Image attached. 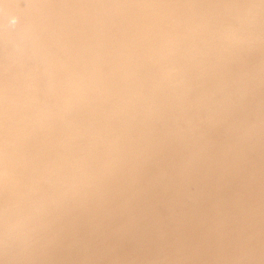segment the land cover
<instances>
[{
  "label": "rangeland",
  "instance_id": "rangeland-1",
  "mask_svg": "<svg viewBox=\"0 0 264 264\" xmlns=\"http://www.w3.org/2000/svg\"><path fill=\"white\" fill-rule=\"evenodd\" d=\"M11 1H13V0H10V2ZM20 1L21 0H19V2ZM28 1L30 2V0H27V1L22 0V2L19 3L17 0H14V2L16 3V5H14V6H15V8L17 6V8H18V4L24 5L25 3L26 4L29 3ZM40 1L43 4H41L38 0V2L40 3L39 6L40 5L44 6L45 3L43 2V0H40ZM49 1H51V0H49ZM55 1H57V0H55ZM55 1L53 0L52 3H54ZM59 1L60 0L55 2L54 6H56L59 3ZM61 1L65 2V0H61ZM66 1L68 2V0H66ZM71 1H73V0H71ZM101 1L102 0H84V1L80 0V2H79V0H75V3H78V2L81 3V7L79 10L75 9L74 14H69L67 12V10H69V9H67L68 7H66V6L70 5L71 2L69 1L68 4H67V2L66 3L63 2L62 6L64 7V9H63V11H61V13L63 14V19L55 27V29L60 30L61 27H65L67 24H69L68 26H66L67 28H65V30L67 31L66 33H68L70 35V37L68 38L69 39L68 40L66 37V33H65V35H64L65 37L63 36V39L66 38L65 40H67L65 42H63V39L61 38L62 36L60 34H58L57 32L56 33L50 32V31L45 32L44 30H42L43 27L48 25L47 23L50 22V21L47 22L44 19L45 14L43 17H42V15L40 16L42 20L40 19V17H38L39 18L38 19L37 16L30 18L34 9L31 12V14L28 15V12H30V10H32V9L31 8L29 9V7H31V6H27L28 4L27 5L25 4L23 6V13H24V11H26V9L24 7L27 6L29 9V11L27 9V13L26 12L24 13V14H27V15H25L26 16L25 17V16H23V13H21L22 11H20V8L22 10V7H19L18 8L19 14L12 13L11 16H9L11 19L14 18L15 16L18 17V15H20V13L23 16V17L20 16L18 21L16 20L17 18L15 17L16 19L14 21L9 22V23H12L13 25H15L14 22L16 21L15 27L12 26V24L9 25V26H12V29L14 28L15 31L12 30L13 31L12 32L10 30L11 27L8 26L9 23L7 22L8 23L6 26L7 28H5V29H8V27H9V30H8L9 32L7 30L6 31L3 30V31L8 32L9 34L8 33L4 34L3 31H2L3 32L2 34L0 33L1 34L0 35V64H1L0 67L4 64V60L7 58V60H9V61L10 60L13 61V65L17 66L18 71L21 70V71L30 72L32 70L35 73V70L37 71V69L40 68L39 66H43L45 64L43 61V59H44L47 62L49 61L48 63H51V65L54 64V65H52V67L50 64H48V66L50 65V67L53 68L54 70L56 69L57 66H58L57 69L59 68V70L62 66H64L62 68H64L65 71L66 70H69V71L65 72L63 70L62 72H60L61 74L63 73L62 76L65 75V77H67V75H68V77L71 80L70 83L73 80L76 84H80L83 80H84L83 83L88 81V80H85L86 77L83 74V73H86L85 70L89 71V69H90V72H88V74L91 75V72L93 74V72L95 71L94 68L96 67V72H94L96 75V73H98V70L101 69V67L99 65L97 67L96 66L97 64L95 63V61L98 60L97 59L98 57H96L95 55H97V56L102 55L101 53L97 54L95 52L96 48L98 49L97 52L101 51L103 48H106V51H108L110 49L108 51L109 53H110V51L113 50V56L111 54L112 52L110 54L108 53L111 57H114L116 52H118V53H116V55L120 54L119 53L120 51L122 54V52L124 53V51H122V50H125L127 52V54H125L126 53L125 52L124 54H122L120 56H123V55L129 56V54H130V56H132L134 58V60L135 59L137 60L136 63H138V66H139L138 68L135 67L137 64L135 62H133L134 61L133 59H131V58L129 59L127 56L126 57L123 56L124 57V61H123V59H121L123 57H120L117 55L118 56V58H116L117 61L115 58H109V61L111 63H112V61H111L112 59L115 60V61L113 60L115 70L112 69L113 65H111V63H110V65H108L109 64L107 62L108 61V58H107L108 54H105L107 52L104 49L102 50V52L103 53L105 52L104 54L106 56H104V57H106V58L100 57V58H102V60H100V61L98 60V64H100L101 61H103V59H105L104 61H106L107 65L109 66V69L114 70L115 74L116 73H118V74L122 73L121 74L122 76L127 77V79L129 78V80H131V81L138 79L137 81H135L137 83H142L140 81H143V79L146 77V75H147V77H146L145 81L147 80L148 82L151 80V78L149 77L150 75H152L155 78L158 77L156 79L157 81L152 77V80L154 79L153 81L156 82V83L153 82L155 84L154 87L155 86L157 88L159 87V89L162 88V91L164 89L165 93H163L164 91L159 92V90L157 88H154L152 86H150V88L152 87L153 89L158 90L157 92H159V93L162 92L161 94H165V96L163 95L164 96L163 97L161 94L158 93L160 95V97L158 99L161 100L162 102L165 101V103H162L161 101L156 99L165 108L161 109L160 111H158V109H155L153 112L158 111V113H160L159 116H161L163 114L164 116H166V119H169V121L172 123V125L174 124V128H175L174 133L176 135H178V137H176V139H175L177 147H175V150H168L170 148V146L168 147L165 144L160 145L158 143V142H160L157 140L158 136H160L159 138H161L162 136L165 137V133L167 132V131H165V130H167L166 126H164V128H165L164 129L163 126L159 125L160 128L158 130L150 131L149 133L145 132L144 136L148 140L145 139L144 136H142L144 138V141H143V143H142V141H140L141 148L131 149L130 147H127L125 149H122V152H124V154L127 155V162L121 166H118V165L112 166L111 168H109L108 170H106L103 173V175H102L103 177L105 175H107V176H105L106 178L104 179V181H101V183L105 182L106 183V184L104 183L105 185L102 186L101 183H100L101 184L100 185L99 184L100 181H97L98 184H91L89 182L84 181L85 179H83V178H82L83 180H81L82 176H79V175H78L79 179L75 178V177H70V180H73V184L71 186L77 185L79 187V188H77V189H79L78 192H80V194L84 197L83 199L87 202H90V203H88L87 205L81 206V208H78L77 213H76V211L70 212L69 216H68V213L65 212V208H64L63 211L66 213L67 217H66V215H64L60 219L58 226L57 225H55L53 227L50 226L49 228H44V227L42 228L41 225L43 222H38L39 223L38 226L35 225V222L40 220V219L36 220V218H39L41 215H45L46 213L44 214L43 212H46V209L48 206L44 207V210H43V208L41 209L39 207L42 210V212H40V214L41 213L42 214L36 215L34 223L30 221L31 223H29V224H31V225H28V227L25 226L26 227L25 230H24V227H23V229L21 228L22 231L18 228V229H15V232H11V234H12V236L15 237L20 232L22 237L30 238L33 235H35L36 231H38L39 233L36 232L38 236L36 235L35 239L36 238H38V239L42 238V240L38 241V239H36L37 244L35 243L33 250L29 246L21 247L19 245L17 247L15 245H13V249L9 250L8 252L7 251L4 252V255L7 259L4 257V255L2 256V258L1 257L0 258L1 259L5 258L4 260H6V262H9V263H12L14 261L13 264L16 263V261H18L19 264H30L29 262L32 260V258H33V260L37 259L35 262H38L39 264H43L44 261L47 262L48 264H66V263L70 264L67 259H65L62 255H60V253L62 254V251L63 252L65 251V246H67L69 253H71L74 257H76V259L79 260L78 264L79 263L80 264H109L110 262H111V264H113V263L114 264H117V263L120 264V262H117V261H115L116 262L115 263L112 259H114V257H115V251L117 249H119V248L121 249V247H123L120 250L121 251L120 252L121 260H120V257L118 256L119 250L117 251L118 253L116 252V256L119 257L118 259L121 262L125 261L126 264H175L174 263L175 261L172 259V257H174L173 256V254L175 253L174 247L176 248V246H173L174 244L171 243V240H173V239L169 240L170 242L168 241V239L171 236H173L174 238H176V242L178 245L182 244L183 246L184 245L188 246V248L186 247L187 249H189V247L191 249H192V247L195 248L194 246H197L200 243H202V240H203L202 236H204L203 234H204L205 230L208 228H212L216 224V219H217L218 215L220 214L218 209H216L217 201L218 200H224L227 196H229V198L230 197L235 198V196H236V198H237L236 200H238V202L236 203L235 206L229 207L228 213H225V215H224L228 219V221L226 222V226L224 227L225 230L227 229L226 230L227 232L224 233L222 236H218L219 238L217 237L216 239H208L206 244L202 245V249L205 250L204 253H206L207 256L214 257L212 259V261H209V263L211 262L212 264H215L214 260H215V262H216V260L218 261L217 264H219V263L220 264L221 263H223V264H264V178H263L264 177V158H263L264 157V150H263L264 149V143H263L264 142V131H262L264 128V102H263L264 101V88H262L264 86V72L259 74L260 76L262 75L263 78H261L262 76L260 77L257 74L254 75L253 79L248 78V76H246V77L242 76V79L240 78L243 82L248 81L249 79L257 80L256 82L254 81L258 85L256 86L257 89H254V92H252L253 95L248 90L244 91V89H241V87L237 84H235L237 86H235V85L232 86V91H234V92L230 93L231 99L235 97V96L233 97V94L235 95L237 90L240 93L238 91H237L238 93H236V94H239V95H237L239 98V101L237 100L238 104L235 106L234 105L235 103L233 101V103H234L233 106H235V108H231V109H234L236 113H240V114L243 111V113H245V114H243V113L241 115L238 114V115H240V117H239L234 111H232L233 112L232 117L233 116L234 117H233V119L231 117V118H229L230 120H228L231 123L228 122L229 123L228 124L226 122V124L228 126H230V128L227 126V127H224L223 130L219 129V131L221 132V134L218 135L219 138L217 136L216 137L215 136L210 137L209 135H213L211 128H216L217 126L213 127V125H217V123L219 121L215 118L214 114L211 112L213 110L212 107H216L218 110H220V108L217 105H214V104L212 105L210 103V101H212V100L209 101V99H208V95H207L209 92L208 80L211 79V77L209 76V69H202L198 66H192V67L188 66V67H186V69H185V67L183 68V65L186 62H187L186 64L191 63V62H189L190 61V59H189L190 55H188L191 53L186 52V49H187V48H185L186 46H184V48L182 47L184 49V52H183V49L181 48V50L179 51L180 53L179 52L176 53L178 50L176 52H171L168 49V47L166 46V43L164 41L167 40L169 33H167L166 26H164L163 24H161L158 21L157 18H159L160 16H157V15H159L160 12L157 9H155L156 7L152 8L151 6L141 4L142 6L141 5L139 7L136 6V8L132 7L131 9L127 10V12L124 10L122 12L121 11L122 7H119L120 3H117L115 1L110 2L109 0H105L106 2L102 3ZM209 1H210V3H209ZM0 2H1V0H0ZM5 2H7V1H5ZM36 2H37V0H36ZM38 2H37V4H38ZM108 2H110L113 5L112 6L108 5V4H110ZM158 2H160V3H158L157 6H160V4L163 1L158 0ZM218 2H220V0H202L200 5L204 6L205 8H209L210 10H214L215 8H216L215 10H218L221 6L220 5L221 2L220 3H218ZM46 3H47V0H46ZM105 3L106 4L108 3L107 5L110 6L111 8L109 7V9H108V7ZM30 5H31V3H30ZM35 5L32 8H35V10H36V7H38V6L37 5L35 6ZM105 5H106V8L103 7ZM217 5L218 6L220 5V6L218 7ZM232 5H234V4H232ZM19 6H21V5H19ZM214 6H215V8H214ZM255 6L256 5H254V4L252 6L255 9H252V7L250 8L248 6L247 7L249 8V10L252 9L251 14H252V11H255V12H253V14L259 13L257 15H262V17L260 16L261 17L260 18L259 16L256 15L254 17L255 23L253 22L255 28H252L253 25L250 26L251 30H250V27H248V29L246 28L248 31L244 28L243 31L240 33V35L244 36V33L246 34V32L244 30H246L247 31L246 35H248V38L250 36H252V38H255L253 36H256L255 39H257V41L255 39L251 40L252 38H249L252 42L249 43L250 40H247L249 42L244 43L245 44V46H244L241 43H243L242 41L245 40L246 35L244 36V39H243V36H238L239 35L238 34L237 38L238 37L239 38L236 40H240V42L237 41V44H239L237 46L236 41H235L236 36H232V38H230L231 41H229V45L225 48V50H227L228 53H226V55L223 56L222 59H221V57H222L221 55L220 56H219V54L216 55V57L218 59H220V61H218L217 58L215 59V56L213 58L211 57V59L208 58L210 64L213 63V59H214L215 64H212V65L218 64V65L222 66V64H223V65H225V69H226V66H230L228 64L230 63V61L232 60V58L234 57V55L238 51V48H237V50L234 48L240 46V49H244L242 47H246L248 44H250L249 47L247 46V48L248 49L251 48V50H248V49H246L245 51L241 50V52H242V54H241L240 49H239L238 54H236L237 57H234L233 61H231V64L236 66V69L241 70V67L245 68L244 66H241V65H243V64L247 65V62L251 61L252 58H255V56H258L264 52V39H263V37H264V32H263L264 26L259 24L260 19H261V24H262V21H264V17H263L264 5H258V7H255ZM242 8H244V7H242ZM138 9H140V10H138ZM104 10H106V11L104 12ZM142 10L146 13L142 12ZM14 12H16V11H14ZM157 12H159V13H157ZM143 13L145 15H143ZM181 13L178 14L179 18L177 17V21H179L178 22L179 24H182L185 21V19L183 17H181V16H183ZM34 14H35V11H34L33 15ZM108 14H111V16H108ZM243 14L248 16L247 15L248 13L247 14L243 13ZM12 15H14V17H12ZM147 15H148V17H147ZM1 16L2 15H0V17ZM27 16L30 18V22H29V20H27L28 19ZM107 16L111 19L107 18ZM168 16L170 17V14H168ZM168 16H167V18H169ZM70 17H73V19L69 22ZM143 17H145V19H140ZM154 17H157V18H154ZM98 18H100L99 22H98V20H99ZM112 18L114 20H112ZM116 18H118V19H116ZM152 18L155 19L153 21H155V22L158 21V22H156V23L154 22L155 24L152 23L153 22V21L151 22ZM181 18H183V19L180 21ZM256 18H259V20ZM11 19H8V20H11ZM36 19H38V20H36ZM25 20L28 21L29 24H27V22ZM256 20L259 21L258 24L260 26H258V28L261 26L263 27V29L261 27V29H262L261 33L263 32L262 33L263 36H261V33H259L260 35L258 34L260 28L258 29L256 27V24H257ZM96 21L98 24L99 23H101V24L98 26ZM112 21H114V22H112ZM115 23L118 24V26H116ZM158 23L160 26L158 25ZM72 24L74 25V27H71V26H73ZM152 24L156 25V27H154V25H152ZM263 24H264V22H263ZM123 25H124V27H123ZM183 25H185L184 23L181 26L185 28L186 26H183ZM120 26H122L121 27L122 29L119 28ZM163 26L166 29L163 28ZM99 27H100V30H99ZM125 27L127 30L125 29ZM157 27L160 29L162 27L163 28V29H161L162 32L160 29L158 30ZM182 27H180V28H182ZM78 28H85V29H87L86 30L87 32L89 30L90 31L96 30L93 32H95L97 35H99V36H96V38H98L99 42L107 40L109 44L107 43V41H104V43L106 42V44H100L98 42V40L96 39L98 44L95 47V44L97 42L92 40V39L95 40V38H94L96 35L95 34L92 37V39H91L92 35L89 36L90 38L86 37V40L90 39V41L92 40V42L93 43L95 42V44L90 45L93 43L92 42L88 43L89 40H87V42H86L87 45L83 46V45H85L86 40L84 41L82 37H77L76 35L71 36V34H73V33L70 34V32L76 31V30H78ZM255 29L256 30L258 29L257 32L255 33L258 35L252 34V33H254ZM65 30L61 29V32L65 31ZM123 30L125 33L123 32ZM249 30H250V32H252L251 35H249V33H250ZM154 31H156L155 32L156 34H158L157 32H159V35H157L159 37L158 40L160 41L161 44H163V43L165 44V45L163 44L164 49H163L162 45H159L160 43H158V41H155V43L157 42L159 45L157 47H156L157 43L155 45V43L153 42L155 39H157L156 34H154V36H153ZM87 32H85V33H87ZM165 32H166V34H165ZM126 33L131 35L130 36L131 38L127 37L129 35H127ZM160 33H161V35H160ZM42 34H45V36ZM145 34L147 36L148 35L149 36L147 37ZM133 35L136 36V39L133 37ZM1 36L3 38H1ZM137 36L139 37V39H137ZM142 36L145 38L147 37V39L142 38ZM164 36L166 37L165 39H164ZM260 36H261V38H260ZM149 37L151 38V40H153L152 42L154 44L152 42H150L151 40ZM257 37H259L260 39H258ZM248 38H246V39H248ZM46 39H48V40L44 42L43 40H46ZM80 39H82L81 41H84V42H81ZM142 39H143V41H142ZM77 40H78V44H77V42H75ZM133 40H135L134 43H133ZM41 41L44 43L42 44ZM138 41H139V43H138ZM253 41H255L256 43H258V42L259 43L253 44ZM114 42L117 44V46L114 44ZM230 42H234V43L232 44ZM245 42H246V40H245ZM72 44H73V46L75 45V47H78L82 52L85 51V50L83 51V49H85V48L87 49V46L88 47L91 46L92 49H93V47H95V50L93 51V52H95V54L92 53V54L88 55L86 53V57H85V55H83L85 53H82V52L79 53V49L74 48L72 46ZM76 44L77 45L83 44L82 45L83 48H81V46H77ZM231 44L236 45V46L234 47ZM48 45L52 48H50ZM100 45H102V47ZM107 45H108L109 49L107 48ZM141 45H144V46H141ZM152 45H154L153 47H155V50L157 53L153 52L155 50L152 47ZM254 45H256V46L254 47ZM64 46H66V47H64ZM67 46L69 47V49L70 48L72 49V47L74 48L73 50L77 49L78 54H77V51H72L70 49L71 54L73 53V55H75V56L70 55V53H69L70 50L68 49ZM119 46H120V48H119ZM160 46H161V48H160ZM114 47L116 49H113ZM142 47L144 48V50ZM146 47L149 48L148 51L145 50ZM165 47H167V48H165ZM187 47L189 49H191V46H187ZM228 47H229V49H228ZM230 47H231V50H230ZM60 48H62V49H60ZM64 48H66V50L68 49L67 52L69 54L67 52L65 53V50H63ZM99 48H102V49H99ZM152 48H153V50H152ZM119 49H120V51H117ZM149 50H150V52H149ZM157 50H159V51H157ZM229 50L231 51V54H230ZM235 50H236V53H235ZM61 51H63L64 53ZM145 51H147L148 53ZM168 51H170V52H168ZM187 51H189V50L187 49ZM191 51H193L192 53L194 54L195 50L193 48L191 49ZM252 51H253V53L251 54ZM140 52H142V53H140ZM160 52L162 53V55H160L161 54ZM232 52H233V55H232ZM247 52H249V53L246 54ZM11 53H13V54H11ZM16 53H17V56H16ZM21 53L26 54V55H32V56L37 57V58L40 57L41 60H40V62H36V63L31 62L30 59L29 60H27V59L23 60V58L21 57L22 56ZM153 53H155V56H153L154 55ZM167 53H168V55H167ZM170 53H172L173 56L169 55ZM182 53H183V55H182ZM243 53H245V54H243ZM177 54H179V56ZM180 54H181V56H180ZM116 55H115V57H117ZM83 56L86 59H88V58L91 59L90 56L96 57V59H93L94 57L92 58L95 61L86 60V62L89 61V64L92 67H90V65H88V63L87 64H81V65H86V66L88 65L87 67L88 68L90 67L89 69L84 68L85 66H78V64L80 65L81 62L83 63V61H82L83 59H81V58H83ZM87 56H89V57L87 58ZM166 56L167 57L169 56V58L170 57L172 58V59L170 58L171 63L168 62V61H170V59L167 58ZM226 56H227L228 60L225 58ZM243 56L245 58H243ZM44 57L47 59H45ZM164 57L167 58V60L164 59L165 63L168 62L167 63L168 66L165 65L167 68L163 65L164 62L162 63ZM228 57H230V58L232 57L230 61H229ZM119 58L121 59V61H123L122 64L120 63L121 64L120 67H118V65H120L119 63H118V65H116L117 64L116 62H118ZM126 58L129 59L128 64L130 63V65H131V63H134L135 66L131 65L133 68L127 64ZM159 58L162 60H158ZM247 58H248V60H247ZM49 59H51V60H49ZM224 59H226L225 61H227L228 63L225 62ZM175 60H176V62H177V60L180 61L179 62L180 64L177 62L180 66L177 63H176L177 65H175ZM185 60H187V61H185ZM235 60H236V62H234ZM63 61H66V62L64 63ZM125 61H126V63H125ZM237 61H239V62H237ZM261 61H262V63H264V57H263V59L259 60L258 63H261ZM86 62H84V63H86ZM92 62H94L95 65H93ZM218 62H220L221 64H219ZM232 62H234L236 65ZM63 63L65 65H63ZM102 63L104 64L105 62H102ZM123 63H125L126 65ZM262 63H261V66H264ZM140 64L143 65L145 69L144 68L142 69L143 66H140ZM157 64H158V67H157ZM238 64H239V66H238ZM123 65L124 66L128 65L131 67L132 77L130 75V70L128 69L130 67L127 68V67H124ZM93 66H94V68H93ZM108 66H106V64H105V67L107 70H109ZM122 66L125 68L124 70H126V71L129 70V71H127V72L124 71V74H123V71H122L123 67ZM80 67L81 68L83 67L85 69V70H82V73L79 70V69H81ZM103 67H102V69H103ZM110 67H112V68H110ZM115 67H117L118 69H116ZM162 67H164L163 68L164 70L162 69ZM173 67L174 68L177 67V68L174 69ZM33 68L34 69L37 68V69L33 70ZM139 68H141V69L139 70ZM53 69H52V71H53L52 73H50L48 75L42 74L41 77L38 76L39 73L38 74L35 73V80L34 81L36 82V80H37V82H38V83L37 82L35 83L36 84L35 86L36 87H37V85L40 86L41 83H43V81L46 80L44 83H46L47 85L44 83H43V85H45L47 87L57 83L55 86L54 85L52 86L53 88L51 87L54 90L55 89L57 90V88H58L57 85H59L60 83L64 84V87H68L66 85L67 83H65L68 78L62 77L61 74H58ZM106 69H104V71L101 70L100 74H103L104 72L113 73L111 70L106 71ZM119 69H121V70L115 72L116 70H119ZM142 70L143 71L146 70L145 73H143ZM18 71L17 72L9 71V72H6L7 74H5V72H3L2 77L0 74V83L3 86V87L0 86V90L2 91V92L0 91V93H1L0 96L2 97V98L0 97V100L3 99L2 101H0L1 102L0 103V105H1L0 106L1 107V109H0V129L6 128V127H8V125L14 128V131L12 133L9 132L8 134L5 135L6 141H9V142L13 141L18 136L23 137L27 141H29L30 146L34 150H38V148H39V149L45 150L46 153H48L50 155L62 154L61 152L67 151V149L65 150V148L73 146L74 144L75 145L77 144L76 145L77 149H81L85 145L87 146V144H89L90 142L92 143V140H90L91 139L90 137H83V138L79 137L76 139L75 142H72L73 139H67V140L62 139L61 140V139H56L53 136L44 140L42 125L48 120L46 118L47 115H48V118H50L52 116L51 112L46 111L47 109L45 110V113L47 115L45 114L44 121L41 120L43 118H41V117L35 118V117H32V115H30V114L33 113L34 108H38V106H36V103H38V101L40 99H42V100H40L39 102L42 103L43 101H45L46 98L49 97L48 95H50V93H52V92L54 93L56 91V90L55 91L53 90L52 92H50L52 90L50 87H49L50 90L48 88L46 89V87L43 85H41L39 87L41 90L38 89V87L37 88L35 87V90L38 89V91L36 90V92H34L33 96H34V99L36 98V100H38V101L34 100L33 101L34 103H31V104H29V106H26L25 113L29 114L28 117H24L23 119L18 120V118L11 119L9 115L5 114V112L8 111L7 108L9 106L11 107L13 105L15 107H18L19 110H22L23 107H25L24 101L21 102V100H19V99L15 98L17 100L16 103L12 102L13 101L12 98L18 96V94H20V92H22L21 89L25 88V87H22L21 83H18V82H24L22 80V78L18 77V75H19ZM83 71H85V72H83ZM140 71L142 72V74ZM162 71L165 72V74L162 73ZM1 72L2 71H0V73ZM138 72H140V73H138ZM148 72H149V74H148ZM150 72H152V73H150ZM8 73H10V74H8ZM16 73H17V75H16ZM56 73L58 74V76H56L57 75ZM65 73H67V75ZM156 73H159V74L156 75ZM12 74H13V76H11ZM88 74H86V75H88ZM144 74H146L145 77H144ZM242 74L243 73H241V75ZM59 75L61 78H64V80H63V81H65L64 83L62 82V79H61V81H59V79H60ZM134 75H135V77L137 76V78H134ZM139 75H141V76L143 75L142 77H144V78L140 77ZM158 75H160V77ZM245 75H247V74H245ZM47 76H49L51 78H52V76L59 77V79L57 81L60 83L58 84V82L56 81V79H57L56 77H55L56 79L53 77V79H55V80H53V79L51 80V79H47V78H49ZM83 76L85 77L84 79H83ZM255 76H259V78L258 77L256 78ZM37 77H38V79H37ZM148 77L150 78V80ZM17 78H18V80H17ZM87 78H88V76H87ZM245 78H247V79H245ZM259 79H261V80H259ZM40 80H42V82ZM152 80H151V82H152ZM14 81L16 84L14 83ZM47 81L50 83H51V81H53L52 82L53 84L52 83L49 84V83H47ZM132 82H134V81H132ZM262 83H263V85H262ZM17 84H18V86H16ZM157 84H159L161 86H159V85L157 86ZM68 85H69V82H68ZM23 86H25V85H23ZM56 86H57V88H56ZM42 87L46 90H44ZM61 87H63V86L61 85ZM90 88H92V87H90ZM2 89L3 90L5 89L4 91H6L8 93H6V92L4 93ZM92 89L93 90L91 92L93 94L94 88H92ZM233 89H235V90H233ZM43 90L45 91L44 93L43 92L38 93V92H41ZM47 90L49 92L48 95H47V93H48ZM18 91H20V92H18ZM56 93L54 95H56ZM245 93H246V95H245ZM61 94H63V93L58 92V96H60V97H58V99H57V95H56L55 98L53 97V99L55 101L59 100V98L63 99V97H61ZM86 94H87L86 96H89V97H84V99H86V102H87L88 98H93V100H92L93 102H91L92 106L89 104L88 105L86 104L88 110L90 109V111H91V108L93 107V104L95 102L94 99H96V94H93L92 95L93 97L90 96V94H91L90 91ZM150 94H151V92H150ZM36 95H38L37 97H39V99L36 97ZM45 95L48 97H45ZM51 95L49 97L51 100L48 98V100H50V101H48L46 99L48 103L49 102H51V103L55 102V101H52V96H54V95H52V96ZM64 95L65 94H63L62 96H64ZM94 95H95V98H94ZM149 95H146V96L148 97ZM43 96L45 99L43 98ZM80 96H81V94L79 93L77 95V97H80ZM118 96H117V98H114V99L111 98V99L114 100L113 101L114 103H115L116 99H117L116 103H118V102L124 103V105H125L124 109L126 111H129L131 109V107L134 108L135 112L142 109L141 105L135 106L133 101H127L125 99L120 98L121 96L120 97H118ZM151 96H152V94L150 95V97ZM5 97H8L9 99H7ZM140 97L145 98V99H142V101L140 100V102H141L140 104H142L143 101L145 103L146 102L148 103L150 101V97L149 98L143 97V96H140ZM246 97H249V98H246ZM257 98H258V100H256ZM62 99H60L58 102H60ZM248 99H249V101H248ZM88 100L91 101V99H88ZM136 100H139V97ZM106 101H107L106 103L109 104V102H108L109 100H106ZM240 101H242V102H240ZM82 102H83V100H82ZM89 102H87V103H89ZM51 103H49V104H51ZM33 104H35V105H33ZM83 104H85V102H83ZM154 104H157V103H154ZM86 105H85V107H86ZM33 106H34V108H33ZM88 106L89 107L91 106V107L89 108ZM159 106H160V104H159ZM87 108H85V109L87 110ZM167 109L169 111L171 109V112H169ZM239 109H241V110H239ZM147 110L149 111L150 108H147V107H145V109L143 108L142 113H144V111L146 112ZM162 110H164V111L161 112ZM165 110H167L168 112L166 111L167 112L166 113ZM238 110L240 112H237ZM148 111L146 112L147 114H148ZM47 112H49L50 114ZM153 112H152V116L154 117L155 115L153 114ZM146 113H144V115H146ZM165 113L168 115H166ZM242 115L243 116L245 115V116L242 117ZM211 116H213V117H211ZM236 116H238L237 119L235 118ZM246 116H247V120L245 118ZM242 118L245 119L246 121L243 120ZM154 119H156V117ZM231 119L233 121L234 120L235 121L233 122ZM238 119H240L239 122L237 121ZM142 120H143V123H142ZM142 120L139 117H137V118H133V121H131L133 123V126L134 127L136 126V128H135L136 130L140 126H142L143 124L146 125L150 122V121H146L145 119H142ZM136 122L140 123L141 125L140 124H139L140 126L137 125ZM214 122L216 124H214ZM232 122L233 123L237 122L235 124L238 125V127L237 126L234 127L233 126L234 124ZM242 122H244V123H242ZM252 122H253V124H252ZM167 123H169V122L167 121ZM212 123H213V125H212ZM256 123H259V124L256 125ZM26 124L29 126L27 127ZM134 124H136V125H134ZM231 124H232V126H231ZM261 124H262V126H261ZM57 126H58V124H57ZM57 126L55 124H53V125L50 124V126L48 127V131L51 132V134L52 133L54 134L56 132ZM157 127H158V125H157ZM231 127L232 128L234 127L233 130ZM135 129H134V132H136ZM244 129L247 132H245ZM254 129H256V130H254ZM241 130L243 132H245V134ZM232 131L234 134H236L235 136H233L234 134L232 133ZM254 131H255V133L252 134L251 132H254ZM259 131H260V134H262V132H263V134L260 135ZM151 132H153V133H151ZM150 133L153 136L155 134V136L154 137L150 136ZM224 133L226 136L228 134L231 135V133H232L233 134V135H231L232 138H229L230 137L229 135H228V137H226L224 135ZM147 134H149V135H147ZM242 134H244V135H242ZM241 135H242V137L240 139L239 136H241ZM250 135H251V137H250ZM148 136H149V138H148ZM246 136H247V138H246ZM254 136L257 139H254L255 138ZM142 137L140 139L143 140ZM224 137H226V138H224ZM233 137L235 139L239 138V142L237 140H233L234 139ZM243 137H244V139H243ZM152 138H153V140H152ZM251 138L253 140H251ZM86 139H87V141H84ZM88 139H89V141H88ZM154 139H155V141H154ZM229 139L232 141H228ZM261 139H262V141H260ZM151 140L154 142H152ZM244 140L246 142H249V143H246ZM247 140H249V141H247ZM256 140H257V142H255ZM236 141L238 142V146H236V143H237ZM83 142H84V144H83ZM228 142L230 144H228ZM244 142H245V144H244ZM79 143H81V144H79ZM239 143H240V145H239ZM233 144H235V145H233ZM242 144H243V146H241ZM249 144L252 146H250ZM78 146L80 148H78ZM145 146H147V147H145ZM163 146H165L164 148L166 150L163 148ZM250 147H253L255 150L250 148ZM256 148H258V149H256ZM74 149L70 150V152L66 153V157L68 156L67 158H69L70 156H71V158H74V156H76V154L74 153ZM149 150L151 151L150 154L153 152V155H150L151 157L149 156L150 157L149 159L151 160L152 158L153 159L155 157L157 158V160H156V158H155V160H153L156 163L150 161L154 164V166L152 163H149V159L147 157L149 155ZM160 150L161 151H167L168 150L167 153L165 152L166 155L164 154V152H162L164 154L163 156H165L164 159H166L165 161L163 160L164 162L162 161V158H161L162 153ZM239 150H241V151H239ZM250 150H251V152H250ZM252 150H254V152ZM258 150H260L259 152H260L261 156H260ZM76 151L77 150H75V152ZM139 151H140V153H139ZM159 151H160V153H159ZM234 151H238V152L234 153ZM255 151L258 152V154H256ZM155 152L159 156L160 155L161 156L160 157L158 155L154 156ZM174 152H175V154H174ZM69 153H70V155H69ZM136 153L139 154V156L136 155ZM71 154L72 155L75 154V155L72 156ZM170 154H172V155L170 156ZM229 154L234 155V156L232 155V157L234 158L233 160L231 159V155H229ZM191 155L193 157H196V158H194L195 161H194V165L192 166L194 168H188L186 170V172L185 171L182 172L181 169H180L181 172H179L178 168L175 169L176 167L173 168V166L170 165L173 162V160L175 159V157H184L185 156V158H189V156H190L191 158H193ZM242 155L243 156L245 155L244 156L245 158ZM252 155H254V156H252ZM256 155H259V156H256ZM141 156H144V158ZM238 156L240 158H238ZM257 157H259L258 160H257ZM71 158H69V159H71ZM145 158H146V160H145ZM246 158H248L249 160H246ZM136 159H138V160H136ZM147 159H148V161H147ZM158 159H161L162 162L159 163L160 160H158ZM140 160H142V163ZM187 160L188 159H185V161H187ZM190 160H193V159H190ZM245 160L247 163L245 162ZM255 160L257 162L259 161V163H257ZM146 161L148 162L147 163L148 165L151 164L149 167L146 164ZM170 161H171V163H170ZM232 162H238V164H240L239 167H240L241 171H232L231 167H229L230 165H232ZM165 163L167 166L165 165ZM248 163L252 164V166L251 165L248 166L249 165ZM241 164H243V165H241ZM246 164H247L248 168L246 167ZM57 165H59V164H57ZM221 165H222V168H221ZM151 166L153 169H155L154 171H156L158 169L159 172L158 171H156L158 173L154 172L153 169L151 168ZM223 166H224V168H223ZM49 167L52 169L53 164L50 163ZM59 167H60V165H59ZM154 167H156L157 169ZM242 167L249 169V170L243 169ZM256 167H257V169H256ZM133 168H134V170H133ZM148 168H151V169H148ZM168 168L170 169V171ZM136 169H139V170H136ZM171 169H174V172H173V170L171 171ZM223 169H225V177L226 178L222 182L223 184H220L217 181V178H218L219 174L223 173ZM163 170H164V172H163ZM152 171H153V173H152ZM161 171L163 172V174L161 173ZM168 171H169V175L167 174ZM251 172L252 173L256 172L255 173L256 176H255V174H252ZM150 173H151V176L154 173H156L153 176L154 180L160 179V180H158V185H160L162 188H165V190L167 192L166 195L162 194L163 196H161V194H160V196H159V194H158L157 196L159 198L160 197L163 198L165 196L171 195L173 202L176 201V199L174 198V197H176L177 201H178V205H179V209L177 211H176V209H170L166 214H163V212L160 213L154 208V205H153L154 203L151 201L154 200V202H156V201H158L159 198L158 197L156 198L155 195L148 197L149 194L148 195L146 194L147 188H145L147 186L146 183L149 184L153 180V177L150 178L151 177ZM160 173H161L162 177H161V175L159 176ZM179 173L182 175H180ZM47 174H48L47 176L44 175L45 177L42 176L40 180H42V181L44 180L46 182V180L48 179L47 180V183H48L50 181L49 175L52 176V173H47ZM170 175H172V176H170ZM259 175H260V177H259ZM147 176H149V178L151 179V180H149V182L146 181V180H148ZM175 176L176 177L178 176L177 177L178 179L174 182L172 179H170V177L176 178ZM36 177L38 178L40 176H36ZM120 177H121V179H120ZM115 178H117V179H115ZM145 181H146V183H145ZM117 182L124 183V184H122L123 192L121 193V190L119 189L118 191H120V192L116 193V196L120 197V198L119 197L117 198L119 201H117L113 204L111 203V207H110L109 206L110 204L108 201L104 203L101 200L96 198L98 196V194L104 195L106 192H110L111 190H113L114 185ZM199 182L204 183V185H207L206 187H204V189L198 190L197 194H195L199 198L195 197L193 199H190L189 195L185 196V194L190 192L191 189L197 188V186L200 185ZM245 182H247V183H245ZM88 184H89V186H88ZM244 184H246V185H244ZM95 185L97 188L95 187ZM99 187H102L103 189H101V190L106 191V192L102 193L101 190H98ZM241 187H243L244 189ZM93 188H95V189H93ZM80 189L83 191H81ZM84 189L86 192H84ZM220 190L224 193H222ZM39 191L40 190H38V192ZM95 191H96V193L97 192L98 193L94 194ZM100 191H101V193H100ZM27 192L29 193V190ZM43 192L44 191H41L40 193L45 194L47 191H45L44 193ZM31 195L34 196L32 193H31ZM147 197H148L149 201L147 200ZM238 197L240 198V200ZM95 198L97 200H95ZM200 198H202V199H200ZM84 200H82V201L85 203ZM53 204H56V203L53 202ZM103 204H105V207H104L105 213H104L103 209L101 210V212L99 210L100 208H103ZM98 205H100L101 207L98 208L99 207ZM51 206H49V207H51ZM106 206H107V208H106ZM49 207H48V210H49ZM201 207H204V208H203V210L200 211L199 208H201ZM122 208H124V209H122ZM62 209H63V207H62ZM84 209H86V210L84 211ZM91 209L93 210V212L91 211ZM106 209H108L109 211ZM83 212H85L86 214ZM90 212L93 213L91 215H93L94 217L96 216V217L94 218L91 215H89L90 217H88V213L90 214ZM35 213H36V211H35ZM131 213H136V216L134 218H130L129 215ZM36 214H39V211ZM200 215L201 216L203 215L206 220L204 221L203 228L198 230L195 224H196L197 219H201V221H202V218H200ZM37 216H39V217H37ZM82 216H83V219L87 218V220L86 221L83 220L81 218ZM69 217L72 219H70L69 222H67ZM73 218H74V220H73ZM80 219L83 220V222H81ZM78 220L80 221V224H79ZM65 221H66V223H65ZM38 223H36V224H38ZM71 223H72V226H71ZM33 224L35 225V227L33 226ZM63 224H65V225H63ZM164 225H166L167 227L162 229V227ZM74 226H76V228L78 227L80 230H78V228L77 229L75 228L76 229L75 230ZM56 227H58V229ZM139 228L143 229L142 231H144V236L147 235L145 238L146 241L144 243L137 242L138 241L137 233H135L134 235L128 234L130 232H136ZM34 229H36L35 232H34ZM72 229L75 230L76 233L79 231L78 233H80L81 236H83L82 233L85 230H88V229H89V231L91 229H93V230H91V233L89 232L90 234H88V231H85L87 234L85 233L84 235H88V237L86 239V242L82 244L81 241H76L81 236L78 233L76 234L75 232L73 233L75 235H72L71 234L73 232ZM18 230H19V232H18ZM49 230H52V232L56 230L55 233L54 232L52 233V235L54 237H52V235H50L51 231H49ZM195 231L198 232L199 236L196 234ZM16 232H18V233H16ZM48 233H50V234L48 235ZM56 233L57 234L60 233V234L57 235ZM69 233H70L71 237H70ZM44 234L48 235L50 237V239L48 236H46ZM66 234L69 237H67ZM21 235L19 234V236H21ZM40 236H42V237L40 238ZM46 238H48L50 240V243H47L49 240L47 239L48 240L47 241ZM191 238H193V240H197V242L192 243ZM43 239L47 242L43 241ZM80 239H82V238H80ZM163 239H164V241H163ZM159 240H161V241H159ZM42 241H43V243H40ZM157 242L158 243L163 242L164 245L167 247H165V246L163 247L162 246L163 243L157 244ZM61 243H63V244L65 243L64 246H63V244L61 245ZM151 243L154 245L157 244V245H159V246L161 245V246L159 247V246L155 245V248L158 247L157 249H155ZM168 243H171L172 244L171 246L173 248L171 246H169L170 244H168ZM218 243H219V245H217ZM150 245H152V246H150ZM56 246H58V248ZM60 246L63 248H61ZM185 246H184V248H185ZM60 250H62V251H60ZM162 251H164V252H162ZM189 251H190V249L186 252H189ZM122 255H123V257L125 256L124 257V259L126 258L125 260L124 259L122 260ZM217 255H220V256H217ZM215 256H216V258L217 257L218 258L215 259ZM8 258L10 260H8ZM181 258L182 257H180V259ZM27 259H28V261H26ZM63 259L67 260V262L63 261ZM76 259H74V260H76ZM85 259H87V263H86V261L83 262V260H85ZM115 259L118 260L116 257H115ZM184 259H189V258L184 257L183 260ZM11 260H13V261L10 262ZM20 260H21V262H20ZM183 260H181L180 263H182ZM81 261H82V263H81ZM179 261L177 260L176 264H178ZM185 261L187 262L188 260H185ZM185 261H183V263ZM70 262H71V260H70ZM72 262H74V261L72 260ZM191 262L192 261H188L187 263L190 264ZM72 264H74V263H72ZM122 264H124V262ZM193 264H196V263L193 261Z\"/></svg>",
  "mask_w": 264,
  "mask_h": 264
},
{
  "label": "bare ground",
  "instance_id": "bare-ground-1",
  "mask_svg": "<svg viewBox=\"0 0 264 264\" xmlns=\"http://www.w3.org/2000/svg\"><path fill=\"white\" fill-rule=\"evenodd\" d=\"M5 1H7V2H5ZM9 1V2H8ZM18 2H19V0H17ZM25 1V0H24ZM27 1V0H26ZM52 1L53 0H51V1H49V0H47V3H46V0L44 1L43 0V2L45 3L44 4V6L43 5H40L39 6V4L41 3V1L39 0V2H38V0H37V2H38V4H37V2H36V0H30V2L29 3H25L27 6H31V7H29V9L31 8L32 10H30V12H28V15H30L31 14V12L33 11V9H34V11H35V14L33 15V13H34V11L32 12V15L30 16V18H33L34 16H37V18L38 17H40L41 15H42V17L44 16V14H45V17H44V19L47 21V22H49V23H47L48 25H46V26H44L43 27V29L42 30H44L45 32H57L58 34H60L62 37V39H63V36L65 35V33L67 32L66 30H65V28H67L66 26H68L69 24H67L65 27H61L60 28V30H57V29H55V27L61 22V20L63 19V14L61 13V11H63V9H64V7L62 6L63 5V2L64 1H59V3L56 5V6H54V3L55 2H57V1H55L54 3H52ZM71 2V4L70 5H67L66 7H68L67 9H69V10H67V12L69 13V14H74L75 12V9H80V7H81V3H79L80 2V0H79V2L78 3H75V0H73V1H71V0H68V2ZM82 1V0H81ZM84 1V0H83ZM110 2H112V1H115V2H117V3H120V6L119 7H122V12H123V10L124 11H126L127 12V10H129V9H131L132 7L133 8H136V6H140L141 4H143V5H148V6H151L152 8L154 7H156L155 9H157L159 12H157V13H159V15H157V16H160L159 18H157V17H154V18H157L158 19V21L161 23V24H163L164 26H166V28L163 26V28H165L166 30H167V33H169V36H168V38H167V40L166 41H164L165 43H166V46L168 47V49L171 51V52H176L177 50V52L176 53H178L180 50H181V48L183 47L184 48V46H186L185 48H187L189 51H187V49H186V52L188 53H191V54H188V55H190L189 56V59H190V61L189 62H191L190 64H184L183 65V68L185 67V69H186V67H192V66H198V67H200V68H202V69H209V76L211 77V79H209L208 80V85H209V92H208V99H209V101L210 100H212V101H210V103L213 105H217V106H219V108H220V110H218L216 107H212V113L214 114V116H215V118L217 119V120H219L218 121V123H217V125H213V123H212V125H213V127L215 126H217L216 128H211V130H212V133H213V135H209L210 137L211 136H217L218 137V135L219 134H221V132L219 131V129H221V130H223V128L224 127H227L228 125L226 124V122L228 123V122H230V121H228V120H230L229 118H231L232 117V111H234L235 112V110L234 109H231V108H235V106L238 104V102H237V100L239 101V98H238V96L237 95H239V94H236V93H238L237 91H236V93H235V95L233 94V97L234 98H232L231 99V92H234V91H232V86L233 85H235V84H237V85H239L240 87H241V89H244V91L245 90H248L250 93H252V92H254V89H257L256 88V86L258 85V84H256L255 82L257 81V80H251V79H249L248 81H245V82H243L241 79H242V76L243 77H246V76H248V78H252L253 79V77H254V75H259L260 73H263L264 72V66H261V63H262V61H261V63H258V61L259 60H261V59H263V57H264V52L262 53V54H260V55H258V56H255V58H252V60L251 61H249V62H247V65H245V64H243V65H241V66H244L245 68H243V67H241V70H239V69H236V66H234V65H232L231 64V61H233V58L234 57H237V55L236 54H238V51H239V49H240V46L239 47H235L236 45H232L234 42H230V43H232L231 45L232 46H234L235 48L234 49H236L237 50V48H238V51H237V53H236V50H235V55H234V57L232 58V60H231V58L230 57H228L229 58V61H230V63L228 64V65H230V66H226V69H225V65H223L222 64V66L221 65H212V64H215L214 63V59H213V63L212 64H210L209 63V59L208 58H210L211 59V57L213 58L214 56H215V59L217 58L216 57V55H218L219 54V56L221 55L222 57H221V59L223 58V56H225L226 55V53H228V51L227 50H225V48L229 45V41H231V39L230 38H232V36H236V38H235V41H236V44H237V41H239L240 42V40H236V39H238L237 38V35L238 36H243V35H240V33L243 31V29L245 28H247L248 29V27H250L251 25H253V27L252 28H255L254 27V23H255V16L257 15V14H259V13H254L253 14V12H255V11H252V14H251V10L252 9H255V8H253L252 6H253V4L254 5H256L255 7H258V5H264V0H220V2H218V3H220V8L218 9V10H215L216 8H215V6H214V10H210L209 8H205L204 6H202V5H200L201 4V1L202 0H162L163 2L160 4V6H157L158 5V3H160V2H158V0H109ZM22 2V0L19 2V3H21ZM36 2V3H35ZM67 1L65 0V2L64 3H66ZM68 2H67V4H68ZM102 3L103 2H106L105 0H102L101 1ZM110 2H108V3H110ZM15 2H14V0L13 1H11L10 2V0H1V2H0V15H2L1 17H0V33L2 34L4 31L3 30H9V27H11V31L12 30H14V28L12 29V26H16V21L14 22V24L15 25H13L12 23H9L10 21H14L16 18V20L18 21V19L20 18V16L21 17H23V16H25V15H27V14H24L25 12L27 13V9H28V7L26 6V7H24L25 9H26V11H24V13H23V6L25 5H23V4H18V8L19 7H22V10H21V8H20V11H22L21 13H23V16L21 15V13H20V15H18V17L17 16H15L14 17V15H12V17H14V18H10L9 16H11V14L12 13H17V14H19L18 13V8H17V6H16V8H15V6L14 5H16V3L14 4ZM30 3H31V5H30ZM107 3V4H108ZM209 3H210V1H209ZM37 5L38 7H36V10H35V8H32V7H34V5ZM41 4H43V3H41ZM106 4V3H105ZM106 4V5H107ZM212 4V3H211ZM232 4H234V5H232ZM19 5H21V6H19ZM35 5V6H36ZM65 5V4H64ZM106 5L105 6H103V7H105L106 8ZM108 5H110V6H112L113 4H108ZM107 5V7H108V9H109V7L110 6H108ZM115 5V4H114ZM142 6V5H141ZM210 6V5H209ZM218 6V5H217ZM218 6V7H219ZM252 7V9H250L249 10V8L248 7ZM145 7V6H144ZM213 7V6H212ZM217 7V8H218ZM242 7H244V8H242ZM246 7V8H245ZM104 8V9H105ZM111 8V7H110ZM124 8V9H123ZM211 8V7H210ZM24 9V10H25ZM29 9H28V11H29ZM111 10V9H110ZM138 10H140V9H138ZM14 11H16V12H14ZM106 10H104V12H105ZM108 11V10H107ZM150 11V10H149ZM148 11V12H149ZM142 12H144L143 10H142ZM182 12V13H181ZM248 13L247 15L248 16H246L245 14H243V13ZM144 13H146V12H144ZM143 13V15H145ZM182 14L183 16H181V17H183L184 19H185V21L183 22L185 25H183V26H186L185 28L184 27H182L181 25L183 24L182 22V24H179L178 22L179 21H177V17L179 18V16H178V14ZM6 14V15H5ZM16 14V15H17ZM156 14V13H155ZM168 14H170V17L168 16ZM108 16H111V14H108ZM107 16V18H109ZM167 16L169 17V18H167ZM257 16H261L262 17V15H257ZM26 17V16H25ZM24 17V18H25ZM28 17V16H27ZM147 17H148V15H147ZM260 17V18H261ZM263 17H264V15H263ZM30 18L28 17V19L27 20H29V22H30ZM47 18V19H46ZM183 18H181L180 19V21L183 19ZM8 19H11V20H8ZM39 19V18H38ZM38 19H36V20H38ZM40 19H41V17H40ZM43 19V20H44ZM73 19V17H70L69 18V22L71 21ZM99 19V20H98ZM97 20H98V22L100 21V18H98ZM109 19H111V18H109ZM116 19H118V18H116ZM115 19V20H116ZM140 19H145V17H143V18H140ZM256 19H258L259 20V18H256ZM23 20V19H22ZM42 20V19H41ZM112 20H114L113 18H112ZM153 20H155V19H151V22L153 21ZM26 21V20H25ZM40 21V20H39ZM158 21H156V22H158ZM9 24H8V23ZM27 22V24H29L28 23V21H26ZM76 22V21H75ZM74 22V23H75ZM112 22H114V21H112ZM126 22V21H125ZM124 22V23H125ZM155 21H153L152 23H154ZM155 22V23H156ZM254 22V23H253ZM256 22H257V24H256V27L258 28V26H260V25H263L264 26V24H263V22L264 21H262V24H261V19H260V22L259 21H257L256 20ZM258 22H259V24H258ZM39 23V22H38ZM73 23V24H74ZM77 23V22H76ZM75 23V24H76ZM96 23H97V21H96ZM117 23V22H116ZM115 23V24H116ZM120 23V22H119ZM149 23V22H148ZM154 23V24H155ZM7 24H8V26L9 25H11L12 24V26H9L8 27V29H5V28H7L6 26H7ZM31 24V23H30ZM72 24V25H73ZM74 24V25H75ZM82 24V23H81ZM98 24V23H97ZM96 24V25H97ZM101 23H99L98 24V26L100 25ZM154 24H152V25H154ZM32 25V24H31ZM74 25L73 26H71V27H74ZM84 25V24H83ZM158 25H159V23H158ZM157 25V26H158ZM116 26H118V24H116ZM160 26V25H159ZM122 26H120L119 28H121ZM123 27H124V25H123ZM153 27V26H152ZM154 27H156V25H154ZM180 27H182V28H180ZM262 27V26H261ZM261 27H259L258 29H259V32H258V34L259 33H261V31H262V29H263V27H262V29H261ZM162 27H161V29H163ZM61 29L62 30H65V31H62L61 32ZM69 29V28H68ZM76 29V28H75ZM74 29V30H75ZM122 29V28H121ZM125 29H126V27H125ZM124 29V30H125ZM155 29V28H154ZM157 29L159 30L160 28H158L157 27ZM160 29V30H161ZM164 29V30H165ZM246 29V30H247ZM257 29V30H258ZM87 29H85V28H78V30H76V31H72V32H70V34L71 33H73V34H71V36H74V35H76L77 37H82L83 38V40L85 41L86 40V37L87 38H90L89 36H91V39H92V37L96 34L95 32H93V31H96V30H89L88 32L86 31ZM99 30H100V27H99ZM119 30V29H118ZM124 30H123V32H124ZM127 30V29H126ZM145 30V29H144ZM149 30V29H148ZM169 30V31H168ZM246 30H244L245 32H246V34H247V31ZM250 30H251V27H250ZM250 30H249V32H250ZM254 30V29H253ZM257 30L255 29V31H254V33H252V32H248L249 33V35H251V33L252 34H254V35H258V34H255L256 32H257ZM264 30V29H263ZM3 31V32H2ZM15 31V30H14ZM43 31V32H44ZM60 31V32H59ZM152 31V30H151ZM9 32V31H8ZM8 32H4V34H6V33H8ZM13 32V31H12ZM85 32H87V33H85ZM156 31H154V33H153V36H154V34H156L155 33ZM161 32H162V30H161ZM264 32V31H263ZM262 32V33H263ZM125 33V32H124ZM123 33V34H124ZM158 34H156V37H157V39H155L154 41L153 40H151V38H150V42H154L155 43V41H158V43H160V41L158 40V36L157 35H159V32H157ZM261 33V36H263V34ZM0 34V35H1ZM9 34V33H8ZM127 34V33H126ZM125 34V35H126ZM151 34V33H150ZM165 34H166V32H165ZM164 34V35H165ZM245 33H244V36L246 35ZM11 35V34H10ZM17 35V34H16ZM42 35H44L45 36V34H42ZM48 35V34H47ZM59 35V36H60ZM127 35H129V34H127ZM146 35V34H145ZM160 35H161V33H160ZM260 35V34H259ZM43 36V37H44ZM55 36V35H54ZM96 36H99V35H95V40L94 39H92L93 41H96V39L98 40V38H96ZM131 35H129V36H127V37H129V38H131L130 37ZM147 36V35H146ZM149 36V35H148ZM147 36V37H148ZM152 36V37H153ZM244 36H243V39H244ZM261 36H260V38H261ZM9 37V36H8ZM7 37V38H8ZM56 37V36H55ZM65 37V36H64ZM66 37H67V39L70 37V35L68 34V33H66ZM85 37V38H84ZM133 37L136 39V36H134L133 35ZM147 37L145 38V37H143L142 36V38H144V39H147ZM161 37V36H160ZM253 37H255L256 38V36H253ZM1 38H3L2 36H1ZM74 38V37H73ZM72 38V39H73ZM100 38V37H99ZM133 38V39H134ZM154 38V37H153ZM152 38V39H153ZM166 37L164 36V39H165ZM246 38H248V35H246L245 36V40H246V42H245V40L244 41H242L243 43H241L242 45H244L245 46V44L244 43H248L249 41H247V40H250L249 38H252V36H250L248 39H246ZM255 38H252L251 40H254ZM258 39H260L259 37H257ZM66 39V38H65ZM65 39H63V42H65V41H67V40H65ZM137 39H139V37L137 36ZM263 39H264V37H263ZM48 39H46V40H43L44 42L45 41H47ZM58 40V39H57ZM60 40V39H59ZM69 40V39H68ZM82 39H80V41H81ZM87 40H89L88 41V43H90V42H92V40L90 41V39H87ZM87 40L85 41V45H83V44H80V45H77L78 44V40L77 41H75V42H77V46H81V48H83V46H86L87 44H86V42H87ZM141 40V39H140ZM250 40V42L249 43H251L252 41ZM256 41H257V39H255ZM61 41V40H60ZM84 41H81V42H84ZM102 41V40H101ZM104 41H107V40H104ZM104 41H102V42H99V40H98V42L100 43V44H106V42L104 43ZM142 41H143V39H142ZM141 41V42H142ZM149 41V40H148ZM233 41V40H232ZM259 41V40H258ZM261 41V40H260ZM42 42V41H41ZM44 42H42V44L44 43ZM97 42V41H96ZM98 42L95 44V42L93 43V44H90V45H94L95 44V47H96V45L98 44ZM135 42V40H133V43ZM152 42V43H153ZM238 42V43H239ZM39 43V42H38ZM107 43H108V41H107ZM111 43V42H110ZM138 43H139V41H138ZM151 43V44H152ZM153 43V44H154ZM157 43V42H156ZM156 43H155V45H156ZM158 43H157V45H156V47L157 46H159V45H162V47H163V49H164V45L163 44H159L158 45ZM254 43H256L255 41H253V44ZM259 43V42H258ZM258 43H256V44H258ZM262 43V42H261ZM67 44V43H66ZM109 44V43H108ZM114 44L117 46V44L114 42ZM252 44V45H253ZM38 45V44H37ZM83 45V46H82ZM111 45V44H110ZM137 45V44H136ZM139 45V44H138ZM239 44H237V46H238ZM249 45L250 44H248L247 46L249 47ZM251 45V46H252ZM261 45V44H260ZM49 46V45H48ZM61 46V45H60ZM72 46H73V44H72ZM99 46V45H98ZM97 46V47H98ZM101 47H102V45H100ZM141 46H144V45H141ZM151 46V45H150ZM154 45H152V47H153ZM187 46H191V49L193 48L195 51H194V54L192 53L193 51H191V49H189ZM247 46L246 47H242V48H244V49H240V52H241V50L243 51H245L246 49H248L247 48ZM256 45H254V47H255ZM50 47V46H49ZM63 47V46H62ZM64 47H66V46H64ZM68 47V46H67ZM74 48H78V47H75V45L73 46ZM72 47V51H77V49H75V50H73L74 48ZM90 47V48H89ZM87 46V49L85 48V49H83V51L84 52H82L79 48V53H85V54H83V55H85V57H86V53L88 54V55H90V54H92V53H94L95 54V52L97 53V54H102L101 56L100 55H95L96 57H98L97 59L100 61V60H102V58H106V57H104V56H106L105 54H108L109 52V48H108V45H107V48L109 49L108 51H106V48H103L107 53H103L102 52V48H99V49H102L101 51H99V52H97L98 51V49L96 48V50H95V47H93V49L91 48V46ZM104 47V46H103ZM138 47V46H137ZM167 47H165V48H167ZM253 47V46H252ZM50 48H52V47H50ZM89 48V49H88ZM112 48V47H111ZM119 48H120V46H119ZM139 48V47H138ZM143 48V47H142ZM154 48V50H155V47H153ZM153 48H152V50H153ZM160 48H161V46H160ZM182 48V49H183ZM55 49V48H54ZM60 49H62V48H60ZM68 49H69V47H68ZM68 49L66 50V48H64L63 50H65V53L68 51ZM69 49V50H70ZM113 49H116L115 47L113 48ZM118 49V48H117ZM122 49V48H121ZM140 49V48H139ZM148 49L149 48H147L146 47V49L145 50H147L148 51ZM162 49V50H163ZM228 49H229V47H228ZM233 49V48H232ZM256 49V48H255ZM71 50L69 51V53H70V55H72V56H75V55H73V53L71 54ZM95 50V52H93ZM112 50V49H111ZM130 50V49H129ZM143 50H144V48H143ZM151 50V51H152ZM161 50V51H162ZM166 50V49H165ZM164 50V51H165ZM230 50H231V47H230ZM229 50V52H230V54H231V51ZM248 50H251V48L250 49H248ZM117 51H120V49L119 50H117ZM122 51H124V53L126 52L125 50H122ZM132 51V50H131ZM147 51H145V52H147ZM157 51H159V50H157ZM170 51H168V52H170ZM191 51V52H190ZM61 52H63V51H61ZM112 52V53H111ZM144 52V53H145ZM149 52H150V50H149ZM153 52H155V53H157L156 52V50L155 51H153ZM163 52V51H162ZM166 52V51H165ZM183 52H184V49H183ZM64 53V52H63ZM68 53V52H67ZM68 53V54H69ZM76 53V52H75ZM110 53L112 54V56H113V50L112 51H110ZM109 53V54H110ZM116 53H118V52H116ZM116 53H115V55H116ZM120 54H117L118 56H120V55H122V54H124L123 52H122V54H121V51L119 52ZM131 53V52H130ZM140 53H142V52H140ZM148 53V52H147ZM155 53H153L154 55L153 56H155ZM161 53V52H160ZM180 53V52H179ZM249 52H247L246 54H248ZM253 53V51L251 52V54ZM11 54H13V53H11ZM77 54H78V51H77ZM104 54V55H103ZM108 54V65H110V61H109V58H118V56L117 57H115V55H114V57H111L110 55ZM125 54H127V52L125 53ZM146 54V53H145ZM186 54V53H185ZM229 54V55H230ZM240 54V53H239ZM241 54H242V52H241ZM243 54H245V53H243ZM257 54V53H256ZM21 57L23 58V60L24 59H27V60H31V62H34V63H36V62H40V60H41V58L40 57H34V56H32V55H26V54H23V53H21ZM144 55V54H143ZM148 55V54H147ZM158 55V54H157ZM160 55H162V53L160 54ZM167 55H168V53H167ZM169 55H172V53H170ZM178 56H179V54H177ZM182 55H183V53H182ZM187 55V54H186ZM228 55V54H227ZM232 55H233V52H232ZM16 56H17V53H16ZM110 56V57H109ZM124 57H126L127 55H123ZM123 56H120V57H123ZM129 56H130V54H129ZM127 56L129 59L131 58V59H133L134 60V58L132 57V56ZM145 56V55H144ZM143 56V57H144ZM151 56V55H150ZM149 56V57H150ZM173 56V55H172ZM176 56V55H175ZM180 56H181V54H180ZM84 56H83V58H81V59H83L82 61H83V63L81 62L80 63V65L78 64V66H85L84 68H88L87 66L88 65H90L89 64V61L88 62H86V60H91V61H95V60H93V59H96V57H94V56H90V58L91 59H89L88 57L89 56H87V58L88 59H86ZM94 57V58H93ZM100 57H102V58H100ZM124 57L123 58H121V59H123V61H124ZM152 57V56H151ZM167 57V56H166ZM166 57H164L163 58V61H162V63L164 62V66L166 65V66H168L167 65V63L168 62H170L171 63V59L169 58V56L167 57V58H169L170 59V61H168V62H166L165 63V61H164V59L165 60H167V58ZM188 57V56H187ZM248 57V56H247ZM251 57V56H250ZM43 58V57H42ZM45 58V57H44ZM93 58V59H92ZM220 58V57H219ZM226 59H227V56L225 57ZM243 58H245L244 56H243ZM45 59H47V58H45ZM80 59V60H81ZM121 59L119 58L118 59V62H116L115 64L116 65H118V63L120 64H122V62L123 61H121ZM127 59V58H126ZM125 59V60H126ZM129 59H127L126 61H127V64H128V60ZM175 59V58H174ZM226 59H224V61L226 60ZM49 60H51V59H49ZM85 60V61H84ZM98 60L97 61H95V63L97 64L96 66L98 67V65L101 67V69L100 70H98V73L100 74V71L102 70V71H104V69H106V67H105V64H106V66H108L107 65V63H106V61H104L105 59H103V61H101V63L102 62H105L104 64L102 63H100V64H98ZM111 60V59H110ZM113 60L114 59H112L111 61H112V63H113ZM158 60H162V59H158ZM188 60V59H187ZM187 60H185V61H187ZM217 60L218 61H220V59H218L217 58ZM228 60V59H227ZM237 60V59H236ZM236 60L234 61V62H236ZM247 60H248V58H247ZM43 61H44V65L43 66H39L40 68H35V69H37V71L33 68V70H35V73L36 74H38V76H40L41 77V75L42 74H44V75H48V74H50V73H52L53 71H52V69L53 68H51L52 67V65H54V64H52L51 65V63H48L47 61H45L44 59H43ZM115 61V60H114ZM116 61H117V59H116ZM120 61V62H119ZM126 61H125V63H126ZM131 61V60H130ZM136 59L133 61V62H135L136 63ZM212 61V60H211ZM223 61V60H222ZM20 62V61H19ZM64 63L66 62V61H63ZM84 62H86V63H84ZM132 62V61H131ZM142 62V61H141ZM160 62V61H159ZM158 62V63H159ZM174 62V61H173ZM177 62L179 63L180 61L179 60H177ZM176 62V60H175V65H177L178 63ZM225 62H227V61H225ZM234 62H232V63H234ZM237 62H239V61H237ZM63 63V65H65ZM88 63V65L86 66V65H81V64H87ZM93 63V65H95L94 64V62H92ZM111 63V65H113V68L112 67H110V68H112V69H114V63L112 64ZM125 63H123V64H125ZM177 63V64H176ZM182 63V62H181ZM219 64H221L220 62H218ZM224 63V62H223ZM228 63V62H227ZM16 64V63H15ZM48 64H50L51 65V67H50V65L48 66ZM121 64L120 65H118V67H120L121 66ZM137 65L135 66L134 65V63H131V65H133V66H135V67H139L138 66V63H136ZM180 64V63H179ZM178 64V65H179ZM225 64V63H224ZM235 64V63H234ZM263 65H264V63H262ZM1 65V64H0ZM41 65V64H40ZM67 65V64H66ZM115 65V66H116ZM126 65V64H125ZM128 65H130V63L128 64ZM124 66V67H130V66ZM161 65V64H160ZM173 65V64H172ZM174 65V66H175ZM182 65V64H181ZM227 65V64H226ZM236 65V64H235ZM14 65H13V61H9V60H7V58L4 60V64L0 67V71H2L0 74H1V77H2V73L3 72H5V74H7L6 72H9V71H13V72H17L18 71V68H17V66L15 67H13ZM57 66V65H56ZM104 66V67H103ZM122 66V67H123ZM140 66H143V65H141L140 64ZM165 66V67H166ZM180 66V65H179ZM178 66V67H179ZM224 66V67H223ZM238 66H239V64H238ZM36 67V66H35ZM55 67V66H54ZM58 67V66H57ZM57 67H56V69H57ZM61 67V66H60ZM62 67H64V66H62ZM60 68V70H59V68L56 70H54V71H56L58 74H61L60 72H62L63 70H64V68ZM90 67H92L91 65H90ZM89 67V68H90ZM102 67H103V69H102ZM122 68L123 70V74H124V71H126V70H124L125 68ZM132 67V66H131ZM131 67L130 68H128L129 70H130V75H131V73H132V69H131ZM157 67H158V64H157ZM81 68V67H80ZM83 67L81 68V69H79L80 71H81V73H82V70H85ZM88 68V69H89ZM93 68H94V66H93ZM92 68V69H93ZM116 69H118L117 67H115ZM133 68V67H132ZM144 68V66L142 67V69ZM148 68V67H147ZM160 68V67H159ZM158 68V69H159ZM164 67H162V69H163ZM167 68V67H166ZM174 68V67H173ZM177 67H175L174 69H176ZM182 68V67H181ZM182 68V69H183ZM21 69V68H20ZM32 69V68H31ZM91 69V70H92ZM95 69V71L94 72H96V67L94 68ZM108 69H109V66H108ZM112 69H109V70H111L113 73H114V70H112ZM141 68H139V70H140ZM145 69V68H144ZM184 69V70H185ZM28 70V69H27ZM109 70H107L106 69V71H109ZM121 69H119V70H116L115 72H117V71H120ZM129 70H127V71H129ZM147 70V69H146ZM145 70V71H146ZM164 70V69H163ZM59 71V72H58ZM65 71V70H64ZM67 72L69 71V70H66ZM65 71V72H66ZM86 71V73H83L84 74V76L86 77H84L83 76V79L85 78V80H88V81H86V82H84L83 83V81L80 83V84H76L73 80H72V82L70 83V78L68 77V75H67V73H65L66 75H67V77H65V75H63L62 76V74H61V76L62 77H65V78H68L67 80H66V82L65 81H63L64 80V78H61L60 77V75H59V77H60V79H59V77H56V76H58V74L54 77V76H52V78L51 77H49V76H47V77H49V78H47V79H53V77L56 79V81L59 79V81H61V79H62V82L64 83H67L66 85L68 86V87H64V84H61L60 82H58V84L59 85H57L58 86V88H57V86H56V88H57V90L55 91L54 89H52L53 87V85L55 86L56 84H53L52 82L53 81H51V83L53 84V85H50L49 87L52 89L50 92H52L53 90L55 91L53 94L52 93H50V95L52 94V95H54L57 91L60 93H63V94H65L64 96H62L63 94H61V97H63V99L62 98H59V100L60 99H62L60 102H58L59 100H57L58 99V97H60V96H58V92L56 93V95H57V101H55L54 99H53V97L55 98V96L56 95H54V96H52V101H55V102H49V103H51V104H49L48 102H47V100H48V98L50 97V95H48L49 94V92H48V90H47V95L49 96H46L45 95V97H48V98H44V96H43V98L45 99V101H43L42 103H40L39 101L40 100H42V99H40L39 101L38 100H36V98L34 99V96H33V94H34V92H36V90L38 91V89H40L39 87L41 86V85H43V83L46 81H43V83H41V85L39 86V85H37V87H38V89H36L35 90V83L37 82V80H36V82L34 81L35 80V73H34V71H30V72H28V71H18V77L19 78H22V80L24 81V82H18V83H21L22 84V87H25L24 89H21L22 90V92H20V91H18V92H20V94H18V96H16V97H14V98H12L13 99V101L12 102H15L16 103V99H19V100H21V102L22 101H24V104H25V107H23V109L22 110H19L18 109V107H15V106H9L8 108H7V110L8 111H6L5 112V114H7V115H9L10 116V118L11 119H15V118H18V120H20V119H23L24 117H28L29 116V114L28 113H25V109H26V106H29V104H31V103H34L33 101L34 100H36V101H38V103H36V106H38V108H34V106H33V108H34V110H33V113L32 114H30V115H32V117H41V118H43V119H41L42 121H44V116H45V110L46 111H49V112H51V114H52V116L50 117V118H48V115L46 116V118L48 119L43 125H42V128H43V134H44V140H46V139H48L49 137H51V136H53L54 138H56V139H63V140H67V139H73L72 140V142H75L76 141V139L77 138H79V137H90L91 139L90 140H92V143L90 142L89 144H87V146L85 145L84 147H82L81 149H77V144L75 145H73V146H70V147H68V148H65V150L67 149V151H64V152H61L62 154H57V155H50V154H48V153H46V151L45 150H42V149H39L38 148V150H34L31 146H30V143H29V141H27L25 138H23V137H16L13 141H6L5 140V135L6 134H8L9 132H13L14 131V128L13 127H11V126H9L8 125V127H6V128H3V129H0V257L2 258V256L4 255V252L5 251H9V250H11V249H13V245H15V246H21V247H25V246H29L32 250H33V247H34V245H35V243L37 242V240L36 239H38V238H36L35 239V236L37 235V233L36 232H38V231H36V229H34V232H35V235H33L32 237H30V238H24V237H22V235H21V233L19 232V230H18V232H16V233H18L15 237L14 236H12V234H11V232H15V229H20L21 230V228L23 229V227H24V230H25V226H27L28 227V225H31V224H29V223H31V222H35V218H36V215H41L40 214V212H42V208H43V210H44V207H49V206H51V207H49V210H48V207H47V209H46V212H43L45 215H41L40 217L39 216H37V217H39V218H36V220L37 219H40L39 221H37V222H35V225L36 226H38L39 225V223L38 222H43L42 223V225H41V227L43 228H49L50 226H55V225H57L58 226V223H59V221H60V219L64 216V215H66V213H68V216L70 215L69 213L70 212H74V211H76V213H77V210H78V208H81V206H83V205H87L88 203H90V202H87V201H85L83 198V196L80 194V192H78V190L79 189H77V188H79L77 185H74V186H71L72 184H73V180H70V177H75V178H78L79 179V177H78V175L79 176H82L81 177V180H83V179H85L84 181H86V182H89V183H91V184H98L97 183V181H100L99 182V184L101 183V181H104V179L106 178L105 176H107V175H105L104 177L102 176L103 175V173L106 171V170H108L109 168H111L112 166H116V165H118V166H121V165H123L124 163H126L127 162V155L126 154H124V152H122V149H125V148H127V147H130L131 149H139V148H141V146H140V141H142V143H143V141H144V138L142 137V136H144L145 135V132L146 133H149L150 131H155V130H158L160 127H159V125H161V126H163V128H164V126H166V129L167 130H165V131H167L166 133H165V137L164 136H162L161 138H159L160 136H158V138H157V140L158 141H160V142H158L160 145H163V144H165V145H167L168 147L170 146V148L168 149V150H175V147H177L176 146V137H178V135H176L174 132H175V128H174V124L172 125V123L169 121V119H166V116H164L162 113V115L161 116H159V114L160 113H158V111H160L161 109H164L165 107H163L162 106V104L159 102V101H161V100H159L158 98L160 97V95L159 94H161L163 91H164V89H163V91H162V88L161 89H159V87L157 88L156 86L154 87V83L153 82H155V81H153L154 79L156 80L158 77H153L152 75H148L150 78H151V80H152V77L154 78L153 80H152V82H151V80H150V78H149V82L146 80L145 81V79H146V77H147V75L146 74H144V77H145V75H146V77L144 78V77H142L141 75H139L140 77H142V78H144L143 79V81H140V82H142V83H137V82H135V81H137L138 79H136V80H132V81H134V82H132L131 80H129V78L127 79V77H124V76H122L121 74L122 73H120V74H118V73H108V72H104L103 74H98V73H96V75H95V73L93 72V74H92V72H91V75H89L88 74V72H90V69H89V71H87V70H85ZM85 71H83V72H85ZM93 71V70H92ZM126 71V72H127ZM135 71V70H134ZM138 71V70H137ZM143 71V70H142ZM145 71H143V73H145ZM149 71V70H148ZM136 72V71H135ZM141 72V71H140ZM140 72H138V73H140ZM156 72V71H155ZM161 72V71H160ZM134 73V72H133ZM147 73V72H146ZM150 73H152V72H150ZM162 73H164L165 74V72H163L162 71ZM241 73H243L242 75H241ZM8 74H10V73H8ZM86 74H88V75H86ZM141 74H142V72H141ZM148 74H149V72H148ZM155 74V73H154ZM157 74H159V73H156V75ZM245 74H247V75H245ZM16 75H17V73H16ZM52 75V74H51ZM126 75V74H125ZM136 75V74H135ZM135 75H134V78H137V76L135 77ZM11 76H13V74L11 75ZM21 76V77H20ZM87 76H88V78H87ZM159 77H160V75H158ZM260 76V75H259ZM259 76H255L256 78L258 77L259 78ZM262 76V75H261ZM260 76V77H261ZM131 77H132V75H131ZM45 78V77H44ZM147 78V79H148ZM241 78V79H240ZM261 78H263V76L261 77ZM12 79V78H11ZM37 79H38V77H37ZM55 79H53V80H55ZM244 79V78H243ZM245 79H247V78H245ZM4 80V79H3ZM16 80V79H15ZM17 80H18V78H17ZM28 80V81H27ZM142 80V79H141ZM259 80H261V79H259ZM41 82H42V80H40ZM39 81V82H40ZM49 81V80H48ZM47 81V83H49V84H51L50 82H48ZM157 81V80H156ZM255 81V82H254ZM68 82H69V85H68ZM145 82V83H144ZM3 83V82H2ZM14 83H15V81H14ZM38 83V82H37ZM87 85H86V84ZM156 83V82H155ZM258 83V82H257ZM16 84V83H15ZM44 84H46V83H44ZM23 85H25V86H23ZM47 85V84H46ZM61 85L63 86V87H61ZM159 84H157V86H158ZM237 85H235V86H237ZM262 85H263V83H262ZM0 86H2L1 85V83H0ZM16 86H18V84L16 85ZM43 86H45V85H43ZM94 86V87H93ZM150 86H152V87H154V88H157L158 90H159V92L160 91H162L161 93H159V92H157L158 90H156V89H153L152 87L150 88ZM159 86H161V85H159ZM3 87V86H2ZM36 87V88H37ZM46 87V89L48 88L49 90H50V88L49 87H47V86H45ZM88 87V88H87ZM90 87H92V88H94V93L93 94H96V99H94L95 100V102H94V104H93V107L91 108V111H90V109L88 110V108H87V105L89 104V105H91V102H93L92 100H93V98H88V99H91V101L90 100H88L87 99V102H89V103H87L86 102V99H84V97H89V96H86L87 94L86 93H88L89 91H90V96L91 97H93L92 95V88H90ZM43 88V87H42ZM235 88V87H234ZM262 88H264V86L262 87ZM44 89V88H43ZM46 89H44V90H46ZM259 89V88H258ZM3 90V89H2ZM5 90V89H4ZM3 90V92L5 93L6 91H4ZM41 90V89H40ZM41 91V92H38V93H44L45 91ZM233 90H235V89H233ZM240 90V89H239ZM1 91V90H0ZM2 92V91H1ZM150 92H151V94H152V96L154 97H150ZM242 92V91H241ZM263 92V91H262ZM6 93H8V92H6ZM81 94V96L80 97H77V95L78 94ZM159 93V94H158ZM163 93H165V91L163 92ZM240 93V92H239ZM247 93V92H246ZM246 93H245V95H246ZM256 93V92H255ZM1 94V93H0ZM16 94V93H15ZM46 94V93H45ZM150 94V95H149ZM159 96H158V95ZM44 95V94H43ZM85 95V96H84ZM119 95V96H118ZM146 95H149L148 97L146 96ZM162 96L164 95L165 96V94H161ZM248 95V94H247ZM252 95H253V93H252ZM38 95H36V97H37ZM42 96V95H41ZM40 96V97H41ZM117 96L118 97H120V98H122V99H125V100H127V101H133L134 102V104H135V106H138V105H141V108L142 109H140V110H138L137 112H135L134 111V108H132L131 107V109L129 110V111H126L125 109H124V103H116V101H117V99H116V101H115V103L113 102L114 100H112V99H114V98H117ZM140 96H143V97H147V98H149L150 97V101L147 103H145L144 101L142 102V104H140L141 102H140V100L142 101V99H145V98H141ZM163 96V97H164ZM1 97V96H0ZM138 97H139V100H136V99H138ZM245 97V96H244ZM250 97V96H249ZM249 97H246V98H249ZM262 97V96H261ZM2 98V97H1ZM5 98H7V99H9L8 97H5ZM4 98V99H5ZM16 98V99H15ZM38 99H39V97H37ZM94 98H95V95H94ZM112 98V99H111ZM141 98V99H140ZM162 98V97H161ZM238 98V99H237ZM50 99V98H49ZM111 99V100H110ZM156 99H158V100H156ZM163 99V98H162ZM3 100V99H2ZM2 100H0V101H2ZM51 100V99H50ZM50 100H48V101H50ZM82 100H83V102H85V104H83V102H82ZM106 100H109L108 102H109V104L108 103H106L107 101ZM149 100V99H148ZM164 100V99H163ZM246 100V99H245ZM256 100H258V98L256 99ZM255 100V101H256ZM260 100V99H259ZM112 101V102H111ZM233 101H234V103H233ZM248 101H249V99H248ZM247 101V102H248ZM111 102V103H110ZM162 102V101H161ZM240 102H242V101H240ZM264 102V101H263ZM1 103V102H0ZM144 103V104H143ZM154 103H157V104H154ZM162 103H165V101L164 102H162ZM87 104V105H86ZM108 104V105H107ZM159 104H160V106H159ZM233 104L235 105V106H233ZM256 104V103H255ZM33 105H35V104H33ZM85 105H86V107H85ZM164 105V104H163ZM243 105V104H242ZM259 105V104H258ZM1 106V105H0ZM23 106V105H22ZM92 106V105H91ZM90 106V107H91ZM128 106V105H127ZM126 106V107H127ZM167 106V105H166ZM230 106V107H229ZM239 106V105H238ZM89 107V106H88ZM89 107V108H90ZM145 107H147V108H150V110L148 111V114L144 111V113H146V115H144V113H142V111H143V108L145 109ZM168 107V106H167ZM28 108V107H27ZM85 108H87V110L85 109ZM237 108V107H236ZM0 109H1V107H0ZM155 109H158V111L157 112H153ZM172 109V108H171ZM171 109H170V111L169 112H171ZM167 110H165V112L167 111ZM218 110V111H217ZM239 110H241V109H239ZM237 111V112H240V111ZM164 110H162L161 112H163ZM167 111V112H168ZM173 111V110H172ZM49 112H47V113H49ZM152 112H153V114L155 115L154 117L152 116ZM166 112V113H167ZM174 112V111H173ZM165 113V114H166ZM236 113V112H235ZM242 113H243V111H242ZM241 113V114H242ZM250 113V112H249ZM50 114V113H49ZM237 115L238 114H240V113H236ZM240 114V115H241ZM243 114H245V113H243ZM247 114V113H246ZM166 115H168V114H166ZM240 115H238L239 117H240ZM250 115V114H249ZM238 116H236L235 118L237 119L238 118ZM245 116V115H244ZM243 115H242V117H244ZM137 117H139L141 120L142 119H145L146 121H150L148 124H146V125H142V126H140L141 124L140 123H137L136 122V124L137 125H139L140 127L136 130L135 128H136V126L134 127L133 126V123L131 122V121H133V118H137ZM156 117V119H154ZM169 117V116H168ZM211 117H213V116H211ZM234 117V116H233ZM233 117H232V119H233ZM252 117V116H251ZM246 118V120H247V116L245 117ZM249 118V117H248ZM231 119V120H232ZM243 119V118H242ZM241 119V120H242ZM251 119V118H250ZM215 120V119H214ZM239 120L240 119H238L237 121L239 122ZM243 120H245V119H243ZM242 120V121H243ZM245 120V121H246ZM23 121V120H22ZM167 121L169 122V123H167ZM233 121V120H232ZM235 121V120H234ZM233 121V122H234ZM27 122V121H26ZM25 122V123H26ZM217 122V121H216ZM232 122V123H233ZM241 122V121H240ZM254 122V121H253ZM253 122H252V124H253ZM20 123V122H19ZM24 123V124H25ZM39 123V122H38ZM43 123V122H42ZM142 123H143V120H142ZM231 123V122H230ZM235 123H237V122H235ZM235 123H233L234 125V127L235 126H237L238 127V125H236ZM242 123H244V122H242ZM23 124V125H24ZM40 124V123H39ZM38 124V125H39ZM50 124L51 125H53V124H55L56 126H57V124H58V126H57V129H56V132L53 134H51V132H49L48 131V127L50 126ZM136 124H134V125H136ZM214 124H216L215 122H214ZM229 124V123H228ZM257 124H259V123H256V125ZM27 125V124H26ZM32 125V124H31ZM157 125H158V127H157ZM29 125H27V127H28ZM231 126H232V124H231ZM240 126V125H239ZM261 126H262V124H261ZM37 127V126H36ZM47 127V128H46ZM229 128H230V126H228ZM233 127V128H234ZM232 128V127H231ZM233 128H232V130H233ZM249 128V127H248ZM134 129L136 130V132H134ZM165 129V128H164ZM251 129V128H250ZM257 129V128H256ZM256 129H254V130H256ZM133 130V131H132ZM231 130V129H230ZM239 130V129H238ZM260 130V129H259ZM160 131V130H159ZM242 131V130H241ZM244 131H245V129H244ZM262 131H264V128H263V130ZM132 132V133H131ZM134 132V133H133ZM230 132V131H229ZM228 132V133H229ZM243 132V131H242ZM245 132H247V131H245ZM245 132H243L244 134H245ZM250 132V131H249ZM151 133H153V132H151ZM150 133V136H152V137H154L155 136V134H154V136L152 135ZM162 133V132H161ZM227 133V134H228ZM232 133H233V131H232ZM231 133V135H233ZM241 133V132H240ZM252 134L253 133H255V131L254 132H251ZM244 134H242V135H244ZM259 134H260V131H259ZM262 134H263V132H262ZM262 134H260V135H262ZM147 135H149V134H147ZM224 135H225V133H224ZM230 137L229 138H232L231 137V135L230 134H228ZM228 135L226 136V137H228ZM236 134H234L233 136H235ZM242 135L241 136H239V138L241 139V137H242ZM222 136V135H221ZM253 136V135H252ZM143 138V140L142 139H140V138ZM145 137V136H144ZM226 137H224V138H226ZM250 137H251V135H250ZM255 137V136H254ZM148 138H149V136H148ZM151 138V137H150ZM219 138V137H218ZM234 138V137H233ZM239 138H237V139H233V140H237L238 142H239ZM246 138H247V136H246ZM140 139V140H139ZM145 139H147L146 137H145ZM243 139H244V137H243ZM249 139V138H248ZM254 139H257L256 137L254 138ZM148 140V139H147ZM146 140V141H147ZM152 140H153V138H152ZM151 140V141H152ZM251 140H253L252 138H251ZM81 141V140H80ZM84 141H87V139L86 140H84ZM88 141H89V139H88ZM150 141V142H151ZM154 141H155V139H154ZM154 141H152V142H154ZM228 141H232V140H228ZM236 141V142H237ZM245 141V140H244ZM247 141H249V140H247ZM260 141H262V139L260 140ZM238 142L236 143V146H238ZM246 142V141H245ZM245 142H244V144H245ZM252 142V141H251ZM255 142H257V140L255 141ZM241 143V142H240ZM240 143H239V145H240ZM246 143H249V142H246ZM264 143V142H263ZM79 144H81V143H79ZM83 144H84V142H83ZM146 144V143H145ZM228 144H230L229 142H228ZM232 144V143H231ZM51 145V144H50ZM148 145V144H147ZM233 145H235V144H233ZM250 145V144H249ZM81 146V145H80ZM150 146V145H149ZM148 146V147H149ZM241 146H243V144L241 145ZM250 146H252V145H250ZM254 146V145H253ZM263 146V145H262ZM75 149H74V148ZM145 147H147V146H145ZM165 146H163V148H164ZM246 147V146H245ZM71 148V149H70ZM78 148H80L79 146H78ZM237 148V147H236ZM250 148H252V149H254L253 147H250ZM74 149V153L76 154V156H74L75 154H71L72 156H74V158H71V156L69 157V158H71V159H69V158H67L66 157V153H68V152H70V150H73ZM165 149V148H164ZM241 149V148H240ZM256 149H258V148H256ZM75 150H77L76 152H75ZM127 150V149H126ZM143 150V149H142ZM166 150V149H165ZM167 150V151H168ZM236 150V149H235ZM255 150V149H254ZM254 150H252L253 152H254ZM264 150V149H263ZM262 150V151H263ZM138 151V150H137ZM157 151V150H156ZM161 151V150H160ZM160 151H159V153H160ZM167 151H161V153L162 152H164V154L166 155V153H167ZM239 151H241V150H239ZM260 150H258V152H259ZM150 150H149V155L147 156L148 157V159L151 157L150 155H153V152L150 154ZM158 152V151H157ZM166 152V153H165ZM170 152V151H169ZM237 153L238 151H234V153ZM250 152H251V150H250ZM249 152V153H250ZM256 152V151H255ZM258 152H256V154H258ZM139 153H140V151H139ZM142 153V152H141ZM156 153V152H155ZM154 153V156L155 155H158L157 153L155 154ZM173 153V152H172ZM233 153V152H232ZM233 153V154H234ZM240 153V152H239ZM243 153V152H242ZM163 153H162V156H161V158H162V161L164 160H166V159H164V157L165 156H163L164 155ZM169 154V153H168ZM174 154H175V152H174ZM173 154V155H174ZM191 154V153H190ZM193 154V153H192ZM232 154V155H233ZM259 154H260V152H259ZM69 155H70V153H69ZM133 155V154H132ZM136 155H138L139 156V154H137L136 153ZM145 155V154H144ZM172 154H170V156H171ZM229 155H231V154H229ZM232 155H231V159L233 160L234 158L232 157ZM137 156V157H138ZM150 156V157H149ZM153 156V157H154ZM159 156V155H158ZM159 156V157H160ZM168 156V155H167ZM192 156V155H191ZM234 156V155H233ZM243 156V155H242ZM245 156V155H244ZM243 156V157H244ZM252 156H254V155H252ZM256 156H259V155H256ZM260 156H261V154H260ZM141 157H143L144 158V156H141ZM193 157V156H192ZM242 157V158H243ZM263 157V156H262ZM139 158V157H138ZM156 158V157H155ZM155 158L153 159H149V163H152V162H154L153 160H155ZM194 158H196V157H193V158H191L190 156H189V158H185V156L184 157H175V159L173 160V162L171 163V161H170V165H172L173 166V168H175V169H179L178 171L179 172H181V170H182V172H186V170L188 169V168H194V167H192L193 165H194V161H195V159ZM236 158V157H235ZM238 158H240L239 156H238ZM245 158V157H244ZM251 158V157H250ZM253 158V157H252ZM255 158V157H254ZM258 158L259 157H257V160H258ZM264 158V157H263ZM148 159H147V161H148ZM185 159H188L187 161H185ZM190 159H193V160H190ZM262 159V158H261ZM136 160H138V159H136ZM135 160V161H136ZM143 160V159H142ZM142 160H140L141 161V163H142ZM145 160H146V158H145ZM156 160H157V158H156ZM158 160H160L159 161V163L160 162H162L161 161V159H158ZM236 160V159H235ZM246 160H249L248 158H246ZM246 160H245V162H246ZM260 160V159H259ZM134 161V162H135ZM146 161V164L148 163ZM150 161H152V162H150ZM163 161V162H164ZM244 161V160H243ZM254 161V160H253ZM256 161V160H255ZM144 162V161H143ZM230 162V161H229ZM239 162V161H238ZM238 162H232V165H230L229 167H231V169H232V171H241V169H240V167H239V165L240 164H238ZM242 162V161H241ZM249 162V161H248ZM257 162V161H256ZM262 162V161H261ZM50 163H52L53 164V168L51 169L50 167H49V164ZM140 163V164H141ZM154 163H156V162H154ZM244 163V162H243ZM247 163V162H246ZM252 163V162H251ZM257 163H259V161L257 162ZM57 164H59L60 165V167H59V165H57ZM153 164V163H152ZM249 164V163H248ZM136 165V164H135ZM148 165V164H147ZM151 164H149L148 165V167L150 166ZM163 165V164H162ZM165 165H166V163H165ZM169 165V166H170ZM241 165H243V164H241ZM252 166V164H249L248 166ZM255 165V164H254ZM253 165V166H254ZM137 166V165H136ZM135 166V167H136ZM142 166V165H141ZM145 166V165H144ZM153 166H154V164H153ZM167 166V165H166ZM200 166V165H199ZM245 166V165H244ZM248 166H247V164H246V167L248 168ZM256 166V165H255ZM258 166V165H257ZM260 166V165H259ZM157 167V166H156ZM156 167H154V168H156ZM171 167V166H170ZM139 168V167H138ZM151 168H152V166H151ZM151 168H148V169H151ZM164 168V167H163ZM221 168H222V165H221ZM223 168H224V166H223ZM243 169H246V168H244V167H242ZM153 169V168H152ZM157 169V168H156ZM169 169V168H168ZM181 169V170H180ZM256 169H257V167H256ZM133 170H134V168H133ZM136 170H139V169H136ZM135 170V171H136ZM155 169H153V171H154ZM173 170V172H174V169H171V171ZM246 170H249V169H246ZM255 170V169H254ZM153 171H152V173H153ZM156 171H158V169L156 170ZM156 171H154V172H156ZM167 171V170H166ZM165 171V172H166ZM169 171H170V169H169ZM169 171L167 172V174L169 175ZM252 171V170H251ZM151 172V171H150ZM159 172V171H158ZM158 172H156V173H158ZM163 172H164V170H163ZM163 172L161 171V173L163 174ZM177 172V171H176ZM254 172V171H253ZM47 173H52V176L51 175H49L48 177H49V179H50V181L47 183V180H46V182L43 180H40L41 179V177L42 176H44V175H48ZM108 173V172H107ZM156 173H154L152 176H151V173H150V178H152ZM161 173L159 174V176L161 175ZM252 173V172H251ZM256 173V172H255ZM255 173H252V174H255ZM166 174V175H167ZM173 174V173H172ZM176 174V173H175ZM180 174V173H179ZM178 174V175H179ZM185 174V173H184ZM183 174V175H184ZM251 174V175H252ZM174 175V174H173ZM177 175V174H176ZM180 175H182V174H180ZM36 176H40V177H36ZM77 176V177H76ZM110 176V175H109ZM158 176V175H157ZM170 176H172V175H170ZM255 176H256V174H255ZM45 177V176H44ZM161 177H162V175H161ZM176 177V176H175ZM178 177V176H177ZM174 178V177H170V179H172L174 182L178 179V178ZM254 177V176H253ZM259 177H260V175H259ZM258 177V178H259ZM83 178V179H82ZM123 178V177H122ZM148 178V180H146ZM147 178L145 179L147 182H149V180H151L150 178H149V176H147ZM157 178V177H156ZM226 177H225V169H223V173L222 174H219L218 175V178H217V181L220 183V184H223L222 182L224 181V179H225ZM255 178V177H254ZM264 178V177H263ZM115 179H117V178H115ZM120 179H121V177H120ZM112 180V179H111ZM158 180H160V179H158ZM158 180H154V177H153V180L149 183V184H147L146 183V181H145V183H146V187L145 188H147V195H148V197H151L152 195H155L156 196V198L158 197L157 195L159 194V196H160V194H161V196H163L162 194H165L166 195V190H165V188H162L160 185H158ZM164 180V179H163ZM123 181V180H122ZM166 181V180H165ZM105 183V182H104ZM104 183H101L102 184V186L103 185H105ZM167 183V182H166ZM200 183V182H199ZM245 183H247V182H245ZM100 184V185H101ZM122 184H124V183H121V182H117L115 185H114V189L113 190H111L110 192H106V191H102L101 189H103L102 187H99L98 188V190H101L102 191V193L103 192H106L104 195H100V194H98V196L96 197L97 199H99V200H101L102 202H109V206L111 207V203L113 204V203H115V202H117V201H119L117 198L119 197V196H116V193L118 192H120V191H118L119 189L121 190V193L123 192V186H122ZM144 184V183H143ZM250 184V183H249ZM248 184V185H249ZM244 185H246V184H244ZM88 186H89V184H88ZM93 186V185H92ZM207 185H204V183H200V185H198L197 186V188H193V189H191V191L190 192H188L187 194H185V196L186 195H189V197H190V199H193V198H199L197 195H195V194H197V192H198V190H200V189H204V187H206ZM87 187V186H86ZM95 187H96V185H95ZM105 187V186H104ZM245 187V186H244ZM247 187V186H246ZM28 188V189H27ZM91 188V187H90ZM97 188V187H96ZM122 188V189H121ZM241 188H243V187H241ZM248 188V187H247ZM87 189V188H86ZM93 189H95V188H93ZM105 189V188H104ZM244 189V188H243ZM29 190V193L27 192ZM38 190H40L39 192H38ZM81 190V189H80ZM97 190V191H98ZM187 190V189H186ZM248 190V189H247ZM41 191H47L45 194H42V193H40ZM81 191H83V190H81ZM101 191H100V193H101ZM221 191V190H220ZM43 192V193H44ZM84 192H86L85 191V189H84ZM99 192V191H98ZM97 192V193H98ZM186 192V191H185ZM222 192V191H221ZM31 193L34 195V196H32L31 195ZM96 193V191H95V193L94 194H97ZM222 193H224V192H222ZM30 194V195H29ZM119 195V194H118ZM148 197H147V200H148ZM95 198V200H97ZM120 198V197H119ZM155 198V197H154ZM159 198V197H158ZM161 198V197H160ZM158 199V201H156V202H154V200H152L151 202H153L154 204V208L158 211V212H163V214H166L170 209H176V211L179 209V205H178V201H177V198L176 197H174L175 199H176V201H172V197H171V195H169V196H165V197H163V198H161V199ZM239 198V197H238ZM200 199H202V198H200ZM237 198H236V196H235V198H232V197H230L229 198V196H227L224 200H218L217 201V203H216V209H218V211H219V215H218V217H217V219H216V224H215V226H213L212 228H208V229H206L205 230V232H204V236H202L203 237V240H202V243H200L199 245H197V246H194L195 248H193L192 247V249L189 247V249H190V251L189 252H186V251H188L189 249H187L188 248V246H185V248H184V246L182 245V244H177V242H176V238H174L173 236H171L169 239H168V241L169 240H171V239H173V240H171V243L172 244H174L173 246H176V248L174 247V254H173V256L175 257H172V259L175 261L174 263L176 264V261L178 260H180L179 262H178V264H186L188 261H192L190 264H193V261L196 263V264H212L211 262L209 263V261H212V259L214 258V257H212V256H207V254L206 253H204L205 252V250L204 249H202V245L203 244H206V242L208 241V239H216L218 236H222L224 233H226L227 231V229L225 230V226H226V222L228 221V219L224 216L225 215V213H228V208L229 207H231V206H235L236 205V203L238 202V200H236ZM82 200H84L85 201V203L82 201ZM239 200H240V198H239ZM149 201V200H148ZM53 202H55L56 204H53ZM150 203V202H149ZM159 204V205H158ZM152 205V204H151ZM99 207L98 208H100L101 206L100 205H98ZM108 206V205H107ZM107 206H106V208H107ZM114 206V205H113ZM117 206V205H116ZM134 206V205H133ZM41 209H40V208ZM62 207H63V209H62ZM105 204H103V208H100L99 210H100V212H101V210L103 209V211H104V213H105ZM151 207V206H150ZM64 208H65V212L63 211L64 210ZM203 208L204 207H201V208H199V210L201 211V210H203ZM122 209H124V208H122ZM48 210V211H47ZM86 209H84V211H85ZM96 210V209H95ZM106 210H108V209H106ZM35 211H36V213H38V211H39V214H36L35 213ZM88 211V210H87ZM91 211L93 212V210L91 209ZM109 211V210H108ZM125 211V210H124ZM123 211V212H124ZM126 212V211H125ZM83 213H85V212H83ZM86 214V213H85ZM84 214V215H85ZM91 214H93V213H91L90 212V214L88 213V217H90L89 215H91ZM75 215V214H74ZM73 215V216H74ZM102 215V214H101ZM72 216V215H71ZM91 216H93V215H91ZM136 216V213H131L130 215H129V217L130 218H134ZM66 217H67V215H66ZM87 217V216H86ZM85 217V218H86ZM94 217V216H93ZM92 217V218H93ZM96 217V216H95ZM94 217V218H95ZM77 218V217H76ZM82 219H83V216L81 217ZM200 218H202V221H201V219H197L196 220V227H197V229L198 230H200V229H202L203 228V226H204V221L206 220L205 218H204V216L202 215H200ZM66 219V218H65ZM70 219H72V218H68V221L67 222H69V220ZM67 220V219H66ZM73 220H74V218H73ZM81 220V219H80ZM83 220H87V218L86 219H83ZM83 220H81V222H83ZM111 220V219H110ZM31 221V222H30ZM76 221V220H75ZM84 221V222H85ZM78 222H79V224H80V221L78 220ZM77 222V223H78ZM36 223H38V224H36ZM63 223V222H62ZM65 223H66V221H65ZM41 224V223H40ZM76 224V223H75ZM238 224V223H237ZM35 225L33 224V226L35 227ZM63 225H65V224H63ZM71 226H72V223H71ZM79 226V225H78ZM64 227V226H63ZM167 226L166 225H164L163 227H162V229H164V228H166ZM219 227V228H218ZM33 228V227H32ZM57 229H58V227H56ZM73 228V227H72ZM76 228V226H74V229ZM78 228V227H77ZM76 228V229H77ZM75 229V230H76ZM234 229V228H233ZM54 230V229H53ZM73 230V229H72ZM75 230H73V232L71 233L72 235H75V234H73L74 232L76 233V231ZM78 230H80L79 228H78ZM91 230H93V229H91ZM91 230L89 231V229L88 230H85V231H88V234H90L91 233ZM143 229L142 228H139L136 232H130V233H128L129 235H134L135 233H137V235H138V241L137 242H139V243H144L145 241H146V236H144V231H142ZM22 231V230H21ZM40 231V230H39ZM49 231H51L50 233H48V235L50 234V235H52V233L54 232L55 233V231H53L52 232V230H49ZM81 232L82 234H83V236H81L80 235V233H78L81 237L80 238H82V239H77L76 241H81L82 242V244L83 243H85L86 242V239H87V237H88V235H84L86 232ZM90 232V233H89ZM196 232V234L199 236V234H198V232L197 231H195ZM39 233V232H38ZM76 233V234H77ZM19 234L21 235V236H19ZM57 234V233H56ZM60 234V233H59ZM59 234H57V235H59ZM63 234V233H62ZM68 234V233H67ZM67 234H66V236H67ZM87 234V233H86ZM41 235V234H40ZM43 235V234H42ZM44 235H46V234H44ZM48 235H46V236H48ZM55 235V234H54ZM69 235H70V233H69ZM19 236V237H18ZM38 236V235H37ZM56 236V235H55ZM183 236V235H182ZM42 236H40V238H41ZM44 237V236H43ZM49 237V236H48ZM52 237H54L53 235H52ZM51 237V238H52ZM67 237H69V236H67ZM70 237H71V235H70ZM173 237V238H172ZM194 238V237H193ZM193 238H191V242L192 243H194V242H197V240H193ZM219 238V237H218ZM45 239V238H44ZM43 239V241H45ZM48 238H46V240H47ZM49 239H50V237H49ZM48 239V240H49ZM42 240V238L41 239H38V241H41ZM47 240V241H48ZM162 240V239H161ZM161 240H159V241H161ZM220 240V239H219ZM223 240V239H222ZM221 240V241H222ZM43 241L42 242H40V243H43ZM47 241H45V242H47ZM163 241H164V239H163ZM16 244H15V243ZM44 242V243H45ZM167 242V241H166ZM170 242V241H169ZM220 242V241H219ZM39 243V242H38ZM47 243H50V240L47 242ZM160 243V242H159ZM158 242H157V244H159ZM163 243V242H162ZM162 243H160V244H162ZM171 243H168V244H170L169 246H171L172 244ZM187 243V242H186ZM222 243V242H221ZM37 244V243H36ZM63 243H61V245H62ZM65 244V243H64ZM64 244H63V246H64ZM152 244V243H151ZM157 244H155L156 246H159V245H157ZM39 245V244H38ZM153 246H154V248H155V245L154 244H152ZM152 245H150V246H152ZM217 245H219V243L217 244ZM85 246V245H84ZM161 246V245H160ZM159 246V247H160ZM162 246L164 247L165 245H164V243L162 244ZM190 246V245H189ZM57 248H58V246H56ZM61 247V246H60ZM87 247V246H86ZM165 247H167V246H165ZM172 247V246H171ZM187 247V248H186ZM61 248H63V247H61ZM67 248V249H66ZM123 247H121V249H122ZM152 248V247H151ZM153 248V249H154ZM158 248V247H157ZM157 248H155V249H157ZM173 248V247H172ZM120 248L119 249H115L116 251H115V257L118 259L120 256H121V254H120V250H121ZM187 249V250H186ZM119 250V253L117 252ZM60 251H62V250H60ZM123 251V250H122ZM116 252L119 254L118 256H116ZM162 252H164V251H162ZM217 254V253H216ZM215 254V255H216ZM60 255H62L65 259H67L68 261H69V263L70 264H72V263H74V264H78V259H76V257H74L71 253H69V251H68V247L67 246H65V251L63 252L62 251V254L60 253ZM217 256H220V255H217ZM4 257H5V255H4ZM115 257H114V259H112L114 262L115 261H117V262H120V264H122L123 262H124V264H126V262L125 261H123V262H121L120 260H121V257H120V260L118 259V260H116L115 259ZM125 257V256H124ZM124 257H123V255H122V260L124 259ZM180 257H182L181 259H180ZM186 258V257H188L189 259H184L183 260V258ZM211 257V258H210ZM0 258V264H13V260H11L10 262H12V263H9V262H6V260H4V259H1ZM19 258V257H18ZM76 259V260H74V259ZM96 258V257H95ZM94 258V259H95ZM218 258V257H217ZM216 258V256H215V259H217ZM7 259V258H6ZM62 259V258H61ZM65 259H63V261H65V262H67V260H65ZM93 259V260H94ZM126 259V258H125ZM124 259V260H125ZM8 260H10L9 258H8ZM25 260V259H24ZM37 260V259H36ZM36 260H33V258H32V260L29 262L30 264H37L38 262H35ZM70 260H71V262H70ZM72 260L74 261V262H72ZM81 260V259H80ZM181 260H183V261H185V260H188L187 262L185 261L184 263H183V261H182V263H180L181 262ZM26 261H28V259L26 260ZM62 261V260H61ZM86 261V263H87V259H85V260H83V262H85ZM112 261V262H113ZM20 262H21V260H20ZM77 262V263H76ZM89 262V261H88ZM217 260H216V262H215V260H214V263L215 264H217ZM62 263V262H61ZM81 263H82V261H81ZM116 263V262H115ZM14 264H19L18 263V261H16V263H14ZM39 264V263H38ZM43 264H48L47 262H45L44 261V263ZM67 264V263H66ZM80 264V263H79ZM109 264H111V262L109 263ZM114 264V263H113ZM118 264V263H117ZM188 264V263H187ZM220 264V263H219ZM221 264H223V263H221Z\"/></svg>",
  "mask_w": 264,
  "mask_h": 264
}]
</instances>
